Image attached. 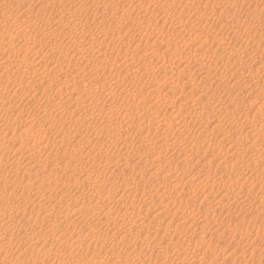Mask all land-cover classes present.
Returning <instances> with one entry per match:
<instances>
[{"label":"rangeland","instance_id":"obj_1","mask_svg":"<svg viewBox=\"0 0 264 264\" xmlns=\"http://www.w3.org/2000/svg\"><path fill=\"white\" fill-rule=\"evenodd\" d=\"M111 1L112 0H0V52H2L4 50V48L8 45H10L8 47H11V48L13 47L14 49L17 50L14 53L9 51V50L3 51L2 53H0V143H1L0 147H4V150H2V152L3 151L4 152L3 153L0 152V153H2V154H0L1 155L0 156V159H1V161H0V208L2 207L0 210V213L7 212V211H8L7 213H9L7 215L8 218L6 219V223H4L3 226H0V264H101V262L103 264H106V263L107 264H122V263H125V264L126 263H128V264H146V263L147 264H172V263L173 264H178V263L182 264V262L185 258L195 257V255H197V258H200V260L205 261L204 263H206V264H224L225 262H226L225 264H228V263L229 264H264V256H261V255H264V231H262L264 229L261 227H258V226L264 225V223H262L264 221V217H263L264 216V191H261V188L262 189L264 188V175H262L263 176L262 177V176H259L261 173L260 174L258 173V172H261V171H259V170H261V168H262V170L264 169V166H263L264 163H262L259 166V170H258V168L257 169L254 168L253 165L251 166L250 164H248V163H251V164L254 163V162H252V160H249L250 157L247 156L249 154V152L246 151V146L249 147L248 145H250V143H252L253 140H251V139H253V137L252 136H250V138L248 137L247 138L248 140L246 138H244V139L238 138L239 140L237 139L238 141L236 140V144H235L234 138L236 139L237 135L232 133L233 129H231V127H230V123H233L235 121V120H233L234 118L236 120L239 119L238 117L236 118V116L240 117L239 120L244 119L243 116L251 118L252 117L251 114L256 110V108H254V107H257V105H259L263 102L262 99L260 98V96H262V95H260L259 90L261 93L264 90V85H263L264 84V71H263L264 69L258 70V65L256 64V62L254 63L253 61H251L249 59L251 57V55H249L250 53H246L247 51H244L243 49L239 48L238 46H240L241 44L248 45L247 47L249 48V51L251 50L250 52H252V53L254 52L253 54L255 56H258V58L260 56L264 57V46H263L264 45V36L263 37L261 36L264 33V28H262V27H264V20H263V18H264V16H263L264 15V7H263L264 6V0H231V1L230 0L229 1H227V0H223V1L222 0H199L200 3H197L198 0H195L194 4H192L193 0H189V1L188 0H177V2H176V0H163V1L162 0H156L157 2L159 1L158 4H160V3L163 4L162 10L163 11L165 10L164 12H170L171 11V13L173 12L172 13L173 15L168 14L167 17H165L166 18L165 20L167 22L165 21V26L163 28H161L162 31L160 33L156 32L155 34L152 33V35H151L149 32H147L148 33L147 35H150V36H145L143 38H140V36H139L142 33L141 32L142 26H144L146 24H150V27L151 26L153 27V25L160 24L162 22V20H160V22L158 23L159 19H157V18H160L162 15V14L159 15L160 12H162L161 9H159L160 10V12H159L158 7L156 6V4L153 3V1H152V3H149L146 0H139L141 2H140V4H138L139 2H137V0H135V1L130 0L131 2L129 0H126V1L122 0L121 3L123 5V7L121 8V5H119L120 8L118 9V11L120 9L121 10L118 12V14H122V12H123L122 10H124V12H126V10H127V12H126L127 14L132 13V14H130L131 20H134L133 14H135V13H133V12L135 10L138 11V8H139V7L137 8L138 5L140 7L142 5L143 9H144V6H148L149 10L150 9L152 10V8L154 7L152 10L153 13L148 11L147 14L145 15L146 17L144 16V18H143L144 20H141L142 22L139 24L140 26H138V28H137L138 30L136 29L135 26H133V27L131 26V27H128L129 29L127 28L130 31L129 32L127 29L123 28L124 24L122 25V23H124L125 20L123 21V20H120L119 18H116V20H115L114 17H111V11H112L111 6L112 5H109V4H112ZM114 1L116 2V1H120V0H114ZM234 1H235V3H234ZM103 2H105V3L103 4ZM211 2H212V4H211ZM213 3H215V4H213ZM217 3H218V5H217ZM176 4H177L178 9L175 8ZM183 4H184V6H183ZM202 4H203V6H202ZM220 4H221V7H220ZM170 5L173 6V8L170 7ZM213 5H214V8H213ZM225 5H227V6H225ZM235 5L236 6L238 5L237 8ZM198 6H201V7H198ZM253 6H254V8L255 7H257V8L254 9ZM233 7H235V9ZM134 8H137V9H134ZM171 8H172V10H175L176 12L174 13V11L170 10ZM181 8H183V9H181ZM196 8L197 9L199 8V9L197 10ZM205 8H206V11H203V10H205ZM210 8L212 9V10H210L211 12L208 11ZM260 8H261V10H260ZM104 9H105V11H102ZM155 9H157V10H155ZM185 9H186V11H185ZM187 9H188V12H187ZM177 10L178 11L181 10V12H183L185 14L184 15L182 13L185 17L183 15L181 17V13L177 12ZM229 10H231V11L236 10L237 12L236 11L230 12L233 14V17H235V18L231 17L232 14H229L228 19H227V24L237 25L239 28H238V30H237V28H234V30L236 29L237 31L236 30L232 31L231 29L225 30L224 33L222 34L223 37H226L224 39L225 40L224 41L222 38H220L221 37L220 33L213 34L214 35L213 36L212 32H214V30H212V29L214 27H217V26H214L215 21L217 22V21H219V20H217L218 18H223L224 15L226 16V14H227L226 12H228ZM24 11H27V12H24ZM51 11H52V13H55V14H52ZM107 11H109V12H107ZM137 11H135V12H137ZM156 11L159 14H157ZM213 11H214V15H213ZM245 11L247 14L245 13ZM198 12H199V14H201L200 16L203 15L202 16L203 19H202V17H200L202 20H200V18H197V16L199 15ZM24 13H25V15H24ZM101 13H103V14L105 13V18L107 21L105 20V18L102 19ZM142 13H144V12H142ZM150 13L153 14L152 18L150 17L151 16ZM155 13L157 16L155 15ZM235 13H236V15H235ZM256 13L259 15H257ZM15 15H17V17H19L20 19L19 20L16 19L17 17ZM22 15H23V17H28V16L29 17L32 16V17L29 18L30 20H28L29 21L28 23H27V18H25L24 22L25 21L26 22L24 23L22 21L23 20V17H21ZM50 15H52V17ZM219 15H222V16H219ZM13 16L16 18L14 19ZM171 16H172V18H171ZM176 16H179L182 18L181 19L178 17L182 21V24L186 27V31H185V28H183L182 32H187L184 35L185 37L183 36V38H184V41L186 43V46L188 45L187 50H186L188 52H186V51L183 52L182 49L181 50L178 49V51L172 50V53H173V51L176 53V54L173 53V56L175 54L174 57L176 59H177V57L185 55L182 60H178L179 58L177 59L180 62H178L174 57H172L170 52L165 53V55L167 54V59L165 60L166 62L159 60L158 62L155 63V65H154L153 59L151 61L150 60H143L142 61L141 60L142 58L139 57L137 59V61L135 62V66H134V69H137V67L139 68L138 72L135 74L136 77H134L135 75H133L130 78L128 77L129 78L128 79L127 77H125L126 72L122 68H118V69L115 68L116 71H118V73L116 72V74H117L116 77L113 76L114 71H115L114 68L110 69L109 67L104 66V64L102 62H100V59L99 60L96 59L98 57L93 55L95 49L96 50L100 49L101 51H103V49L106 48L105 49L106 51H110L112 46H114V47L116 46V48H118L121 46L123 47V45H124V47H127V46H130V47H127V49H125L124 47L123 48L121 47L123 49V51L118 52L116 55H114L115 59L117 57L119 58V59L117 58V60H116L118 63L121 62V59L128 62V61H130L131 58H133L135 56H139L138 54H134V55L132 54L133 52H136V51H134V49L136 50L138 48L136 46H139V48L141 47L139 49L140 50L139 52H142V54L146 53L145 49L147 50L148 53L152 54L154 51V48H156V47H159V49L164 48L167 45L166 43L168 41L172 40L173 36H171V37H169V35L166 36V35H164L163 32L165 31L166 33H170V29L173 26L175 27L176 25H178L177 21H179V19H177ZM193 16H194V18H193ZM50 17L51 18L56 17L54 19L55 21L53 19H50ZM77 17H79V18H77ZM103 17H104V15H103ZM169 17H170V19H169ZM167 18H168V20H167ZM210 18H212V19H210ZM254 18H256V19H254ZM160 19H162V18H160ZM188 19L190 21H188ZM191 19L193 20L192 21L193 23L191 22ZM8 20H9V22H8ZM17 20H18V23H17ZM198 20L201 21L199 23L204 24V22H205L206 24L200 26V24L197 22ZM6 21L9 24L6 23ZM155 21L157 23H155ZM10 22H14V25H11L13 23H10ZM102 22H103V24H102ZM172 22L173 23L176 22V23L173 25ZM183 22L184 23L186 22L185 24H187V25H185ZM231 22L234 24H232ZM22 23L25 25H23ZM104 23H106V24L104 25ZM169 23H172V24L169 25ZM235 23H237V24H235ZM193 24L195 26H198V27H195ZM5 25H6V27H4ZM121 25H122V28L125 29L124 31H128L129 34L127 32L124 33L123 29H122V31H123L122 33L119 34L117 32V30L120 29ZM208 25L209 26L213 25L212 26L213 28L210 27L211 31L208 30V29H210L208 27ZM218 25H219V23H218ZM11 26L12 27L14 26L13 28L16 27V29L11 28ZM20 26L21 27L25 26L24 27L25 30H24V28H21ZM18 27H20V28H18ZM200 27H205L207 29L205 31V33L204 32L201 33L202 30L200 29ZM1 28L3 30L5 28H7V30L6 29L4 30L5 34H3L4 31H1L2 30ZM131 28H134L136 30L131 29ZM196 28H199L200 30L197 29L198 31H196ZM8 29L9 30L12 29V31L14 30L13 32L15 33V35H14V33H13V35L12 34L9 35L7 32ZM22 29L24 32L22 31ZM189 29H193V30H189ZM15 30L20 31L21 33L20 32L17 33V31H15ZM194 31L197 33L200 31L199 34H202V36L204 38L202 36H200V39L195 41L194 38H195L196 33L194 34ZM258 31H261V32H258ZM1 32H2L3 36L1 34ZM191 32H193V33H191ZM226 32H229V33H226ZM233 32H234V35H233ZM106 33L107 34L109 33L110 36L107 35L108 38H105L106 41L104 40L105 43L101 49V39H102V36L104 37L103 34H106ZM16 34H17V37H14V36H16ZM121 34H122V36H120ZM210 34H211V36H210ZM18 35H20V36H18ZM31 35H33V36H31ZM36 35L37 36L39 35V36L37 37ZM219 35H220V37H219ZM30 36H31V39H33L34 36H36L38 39H41V40L39 42H37L35 45H33L31 43L32 40L27 38ZM217 36H218V38H217ZM227 36H228V38H227ZM254 36H259V37H257L258 39L255 38L254 40L257 39V41H259V40H263V41H259V43L257 41H253L252 39ZM7 37H9V38H7ZM20 37L21 38L26 37L27 39L26 38L25 39L29 40V41H27L29 43L27 48L30 50V52H28V49L25 47V45H23L24 42H22V41L24 39L21 41ZM166 37L169 39H167ZM187 37H188V39H187ZM192 37H194V38L191 40ZM16 38H17V40H16ZM18 38L21 42L18 40ZM212 38H213V40H212ZM9 39H10V41H8ZM50 39H51V42H50ZM85 39H87V40H85ZM217 39H219V41ZM14 40H16V42L19 41L20 43H18V44L14 43ZM187 40H188V42H187ZM43 41H45V42L41 43ZM77 41L78 42L81 41V43L82 42L83 43L78 44ZM163 41L164 42L167 41V42L164 43ZM214 41H216V43H214ZM261 42H263V43L261 44ZM2 43H4V45ZM15 44H17L19 47H17V45H15ZM37 44H39V45L42 44V46L41 45L39 46ZM45 44L46 45L48 44V47L46 46V49L48 51V52L46 51V53H48V54L45 53L46 49H42V48H45L44 47ZM219 44H221L222 47L220 46V48H219L218 47ZM231 44L236 45V48H239V49H237L233 52L227 50L230 54L228 52L225 53L226 48H228ZM21 45L24 46V48L26 49V52L24 51L25 49L22 48L23 46L21 47ZM30 45H33L34 51H35V47H36L37 51H35V52H37V53H35V52L32 53V51H31L32 48H29ZM196 45H200L201 47L204 46V48L207 46V48H205V49L212 47V49H217L219 52L221 51L220 52L221 58H218L216 60V56L219 57L218 51H217V54L214 55V57H212L213 55H211V56L210 55H205V56L201 55L205 59H202L201 56L199 57L195 53V55H196L195 58L198 59V57H199V59L197 61L198 62L200 61L199 64L201 67H204V68L206 67L205 69H207L208 72L207 71L206 72L208 73L209 77H207L206 80H202L203 82L202 81L200 82V80L199 81L196 80L194 82V80H193L194 85L192 84V86H191V85H188L187 82H184V80H185L184 75H186L189 78V76H190L189 75L190 71H188L189 67L191 69H193L194 66L191 63L188 66V69L186 68V70H187L186 71V70H183L185 67L184 68L182 67V63H183V65L184 64L187 65V63L189 61L188 59L191 57L190 54H188V53H190V50H194ZM208 45H210V46H208ZM250 45L252 47H250ZM3 46H5V47H3ZM49 46L51 47V49H49L50 48ZM37 47H38V49L41 48L39 50L40 52L38 51ZM49 50H51V51H49ZM210 50H211V48L207 52H209ZM238 50H240L242 52L244 51V53L240 54V52H238ZM126 51L128 54L126 53ZM181 54H183V55H181ZM41 55L43 56V58L41 57ZM127 57L130 59L128 60ZM211 58H213V59H211ZM190 59H193V57H191ZM207 59H208V61H207ZM220 59L221 60L223 59V61H225V62L231 63L230 64L231 67L228 68V77L231 79H229L227 77L225 79L226 82L225 81L223 82L224 84L219 82L220 80L215 81V79H213L214 78L213 77V71H215L217 69L222 70V69H220L221 65H222L221 61H219ZM172 60H173L174 64H176V65L178 64L177 66L175 65L177 68H174L175 70L173 69V72L174 71H175V73L180 72L182 74L183 78L181 77V74H180L181 81L180 82L177 81L178 83L175 82V84L177 83V85L175 86V84H173L174 86L171 89L170 85L164 86L165 83L162 85V81L164 80L163 72H165V70L169 68L166 65H167V63L168 64L172 63ZM22 61H24L26 63V67L23 66ZM202 62H203V65H202ZM211 62L212 63L215 62V63L212 64ZM112 64L116 65V63H113V62H112ZM160 64L161 65L163 64L164 67H162L163 65L161 66ZM214 64H216V65H214ZM241 64L244 65L243 66L244 72L242 73L243 74L242 76L245 75L243 78L248 79L247 82L245 81L246 83H244V81L241 79V77H236L237 75L235 74L236 67L238 68L239 66H242ZM82 66L85 67V69ZM143 67L146 69L148 67L149 70H147V72H148V74L151 73L152 76H150L151 75L150 74V75H148V77L150 76L149 78H146V76H144L143 78H139V80H138L137 74L139 73V71L140 70L146 71V70H144ZM165 67H167V68H165ZM162 68H163V70L160 71ZM33 69H36V72H33ZM212 69H214V70L212 71ZM101 70H103L102 72L104 74L101 73ZM104 70H105V72H104ZM247 70H249V71H247ZM183 71L185 74L183 73ZM247 74H249V77ZM108 75H110V76H108ZM231 76H234L233 77L234 79ZM152 77H154V78H152ZM175 77H177V74L175 75ZM115 78L119 79V80L117 82L113 81V80H116ZM131 78H132V80H131ZM236 78L237 79L239 78V82L241 85H239L236 88L233 85L231 86V90H230L231 95L233 96L235 94L234 95L235 97H232L229 94L226 95L225 94L226 90H224L225 84L231 85L235 80H237ZM127 79L129 81H127ZM182 79H184V80H182ZM41 80H43V82ZM62 81L71 82L70 87L76 86L77 89H75L76 90V91H74L75 93L74 92L72 93L73 95L71 94V96H70V94L69 95L66 94V90L70 87L63 86V84L61 83ZM136 81H137V83H136ZM185 81H187V80H185ZM260 81H262V82H260ZM111 82H113V83H111ZM196 82L198 84H195ZM221 84H223V85H221ZM244 84H246L245 85L246 87L245 86L243 87ZM111 85H113V86L115 85V88L117 90H115V88H113L114 91L110 90V89H112L110 87H113ZM208 85H209V88H208ZM141 86L144 87L143 88L144 90L141 89L142 88ZM155 86H159V88L161 87L162 89L160 88L161 91H159L158 94L156 93V96H155V94L152 93V95H153L152 96L151 90ZM95 87H97V88H95ZM100 87H102V88H100ZM192 87H194V88H192ZM203 87H204V89H203ZM240 87H242V88H240ZM125 88L127 90L133 89L136 91L132 90V92H130V91L126 92ZM139 88H140V90H139ZM213 88H214V91H213ZM222 88H224V89H222ZM146 89H149V90L146 91ZM121 90L126 92V93L124 92L123 94H121V95H123L122 96L123 98L120 97L121 95H118V94H115L116 100H114L115 98L112 99L110 96H108V95H111L112 92L119 93ZM164 90H165V92H164ZM193 90H195V91H193ZM96 91H98V92H96ZM169 91H170V93H169ZM127 93H129V94H127ZM132 93H135V94H132ZM140 93H142L143 98H142V96H140L141 95ZM241 93H243V94H241ZM144 94H146L145 97H144ZM207 94H209V95H207ZM238 94H240V95H238ZM245 94H246V96H245ZM128 95H130L131 97ZM195 95H196V99H195ZM213 95H214V98L211 99V97ZM220 95H222L224 97H222ZM125 96H126V98H125ZM157 96L162 98L163 100L162 99L160 100V98H158ZM228 96L233 98V100H232L233 103H231V107H230L231 110H229L227 113L226 109H223V105H222L221 100H222V98L224 99L225 97H228ZM147 97H150V98H147ZM154 97L155 98L157 97V98L155 99ZM183 97H186V98H183ZM193 97H194L193 102H195L198 106H202V103L203 104L206 103L205 104L206 105V111L205 112H207V110L209 112L194 114L193 115L194 117L192 116L191 120H190V116L188 115L189 112H184L186 114L183 113V115L188 116L187 120H189V125L191 127V129H190L191 132H190V131H186L187 130V128L185 127V120L186 119L183 121L184 123L183 122H181L182 124L180 123L181 125L179 123H176L175 120H173V118H172L174 115V110L169 109V110H166L164 113L162 106L163 105L165 106L166 104L167 105L171 104V105H174V108H176L177 106H175V105H178L179 102L182 103L183 100H187V99L191 100V99H193ZM108 98L109 99L111 98L114 101H110ZM121 99H125L126 101L125 100L122 101ZM82 100H84V101H82ZM166 100H167V102H166ZM235 100H236V103H235ZM155 101H156V103H155ZM215 102H217L218 104ZM252 102H253V104H252V106H251L252 108H251L250 104ZM113 103H115V104L117 103V104L114 105ZM134 103L143 106V109H145V110H142L143 111L142 112L139 109L138 110L139 112H137L136 110L138 108H136L137 105H135ZM245 103H247V104H245ZM208 104H210L211 106ZM263 104H264V102L262 103V105ZM130 105H133V106L131 107ZM155 105L157 107H159L157 109H161V111H160V112H162L161 114L165 115L164 122L167 121L166 122L167 125L165 123V126L169 127V125H170L169 132H168V134L171 133L168 135L170 137L166 136L167 133L163 134V132H162L163 127L160 126V123H158V122H160L159 121L160 117L157 116L156 115L157 113L155 114L153 112L154 110L152 109V107ZM247 105L249 106L250 110H248L249 109L248 107H247L248 109L245 108ZM111 106H113V107H111ZM236 106H237V108L239 106V108H238L239 112L236 113L237 115L234 114L236 112V110L235 111L233 110L234 107L236 108ZM15 107L18 109H15L13 112H11ZM3 108H5V109H3ZM125 108L128 111H132V112H134V110H135L136 112H134V113H142L141 116L145 119V121L148 120L149 124L150 125L152 124V125L148 126L149 129H146L145 126L143 128L142 126L140 127L137 125L138 126L137 127V126L132 125V127L130 128L131 131L121 130V133L127 134L130 132L131 135L129 133L128 135L122 137V135H119L116 133L117 136L114 134L113 135L114 137H110V135L107 134V132L103 130L104 124L101 121H98L99 119H101L100 114L101 113L105 114L107 111L110 112L111 109L113 111L115 110L116 113L118 112L120 114V113H123L124 110H126ZM148 109H150V110H148ZM4 110H5V112H4ZM17 110H18V112H16ZM90 112H91V114H90ZM6 113H8V114H6ZM11 113H13L14 115ZM16 113H18V114H16ZM85 113L86 114L88 113V115H86ZM208 113H211V115L209 114V116H208ZM224 113L225 114L227 113V117ZM89 114H90V116H89ZM92 115H93V117H92ZM196 115H198V116L200 115L199 118ZM204 116L206 118H208V117L209 118L205 119ZM94 117H95V119H94ZM89 118H91V119H89ZM154 118H156V119H154ZM170 118L173 120L172 121L173 124L169 123L171 121ZM92 120H94V121H92ZM124 121L125 120H121V118L117 121L111 120L110 125L114 124L113 126L115 127V126H118V124H119V125H123V127H125L128 123H124ZM156 121H158V122H156ZM155 122L158 124L156 125ZM124 124H126V125H124ZM178 124L180 125V127ZM112 125L110 126V128L113 127ZM171 125H172V128H171ZM202 126H204V127H202ZM176 127H179V129H177ZM182 127H183V129H182ZM150 128H152L151 129L152 131H154V130L155 131L151 132ZM156 128L158 130H160V132L158 130H156ZM193 128H195V130L197 128V131L201 130V132H204V131L205 132L203 134L201 132H199L197 134V131H195ZM180 129H182V130H180ZM211 129H213V130H211ZM133 130H135V131H133ZM192 131H194V132H192ZM13 132L16 133L15 136L13 135L15 139H13V137L11 138L12 134H14ZM150 132H151V135H149ZM220 132H229V133L231 132L234 138L225 139V134L222 135V133H220ZM193 133H195V134H193ZM19 134H22V135H19ZM152 134L155 136H153ZM192 134H193V136H190ZM17 135H19V137L16 138ZM185 135H187V137H191V138L193 137L192 139L195 140V142H196V140H197V142L201 141L199 144H201V145L203 144L204 146L199 145V148L201 147L200 148L201 150L198 149V150H200L199 153H194L193 151H191L192 149H190V147L187 145L183 149H182V147H180V149H182V150H180L179 152L176 151L178 156L175 155L176 153H175V151H173L175 149H173L172 151L168 150V152L170 151V153L165 152V150H163L161 153L160 152L158 153V150L156 147H159L160 143H165V142L168 143V145L165 143V145L167 147L171 146V143L177 142L176 144H181L180 141H182L184 139L183 137ZM194 135H196L195 136L196 138L194 137ZM261 135L264 136L263 133ZM181 136H182V138H181ZM116 137H118V138H116ZM259 137H261V138H257V140L255 142V148H256L255 153L253 151H251L252 154L254 153L253 157H255V158L256 157L258 158L259 156L262 157L261 155L264 154V151L262 150L264 148V137H262V136H259ZM11 139H13L14 141ZM21 139H23V140H21ZM207 139L208 140L210 139V140L208 141ZM18 140H20V141L16 142ZM203 141H205V142H203ZM206 141H208V142H206ZM12 142H15V143H12ZM238 142H240V143H238ZM109 143H111V145ZM146 143H148L149 147H147V146L145 147V145H147ZM153 143H154V145H153ZM156 143H158V144L156 145ZM208 143H209V147H208ZM212 144H214L215 146L213 145V147H212ZM256 145H257V147H256ZM205 146L208 148H206ZM188 147H189L190 151L196 156L192 157L191 152L188 151L189 150ZM219 147L222 149H220ZM27 148H28V150H26ZM149 148L152 151L154 150L151 153L152 155H147V154H149L148 153ZM211 148H214V150H215L214 154H211V153L208 154L205 152L206 150H213ZM239 149H241V150H239ZM193 150H195V149H193ZM218 150L220 151V153ZM32 151H33V154L31 153ZM261 151H263V154L261 153ZM103 152L105 153V155L108 156L107 159L111 158L110 159L111 161H113V160L114 161L115 160L120 161V162H118L119 164L122 163V161H123V164H124V165L122 164V168H124V171H123L124 174L123 175H121L122 173H120L118 170L112 169V171H111L110 169L104 167V163L101 162V157L102 156L105 157ZM222 152H224V154H226L225 157H222V156H224V154H222ZM258 152H260L261 154ZM101 153H103V154H101ZM28 154L30 156H28ZM215 154H218L219 157H216ZM238 154H239L238 157L240 158V156H241L242 159L241 158L239 159L237 157ZM12 155L14 157H19V159L14 158ZM2 156H3V159H2ZM5 156H6V158H5ZM7 156H11L13 158L11 159L10 157L8 158ZM181 156L182 157H191L193 159V161L196 160L195 164L193 165L192 170L191 169H188V170L183 169V171H182V169H180L177 162H178L179 158L181 159ZM216 158H219V159H216ZM224 158H226V159L224 160ZM14 159H15V161L11 162ZM222 160H224V161L221 164V162H219V161H222ZM254 160H256V159H254ZM126 161H127V163H126ZM134 161H136V163ZM233 161H234V163H236V171L233 168L232 172H231L230 169L228 170L226 168L231 166L233 163L231 164L230 162H233ZM137 163H138V165H137ZM255 163L258 164V162H255ZM34 164L36 166L37 165L38 166L36 167ZM141 165L143 167H141ZM157 165H160L161 167L158 166V168H157ZM225 165H226V167H225ZM239 165H240V167H239ZM101 166H102V168H101ZM127 166H128V168H127ZM242 166L243 167L245 166V167L243 168ZM246 167H247V169H246ZM156 168H157V171L154 172V170H156ZM168 168H170V169H168ZM199 168H202V169H199ZM129 169H131V170L128 171ZM176 169H178V170H176ZM240 169L243 171H241ZM125 170H127V171H125ZM184 170H185V172H184ZM202 170L204 172H202ZM255 170H257L258 172L255 173L254 172ZM107 171H108V173H107ZM114 171H116V172L111 173ZM171 171H173V172H171ZM251 171H253L254 173H252ZM243 172H245V173L243 174ZM41 173H43L44 176ZM102 173L104 174V176ZM116 173H117V175H116ZM137 173H139V174H137ZM250 173L253 175L254 179L249 177ZM48 174H50V175H48ZM199 174H202V176L204 177L203 180L201 178V175H199ZM205 174H207V175H205ZM254 174H256V175H254ZM110 175H112V178L110 177ZM108 176L110 179L107 178ZM117 176H120V177H117ZM256 176L258 178H256ZM114 177L116 178V180ZM187 177H189V178H187ZM44 178H45V180H43ZM47 178H48V180H47ZM52 178H54V179H52ZM194 178H196L197 180ZM211 178H212V180H211ZM106 179L108 182L106 181ZM180 179H182V180H180ZM101 180H103V183H102L103 185L101 184ZM162 180H164V181H162ZM178 180L180 182H182L180 185H177V183H176V182H178ZM132 181H133V183H132ZM187 181L189 182V184L186 183ZM35 182H37V183L35 184ZM44 182H45V184H44ZM53 182H55L57 184L54 183L55 184L54 185ZM61 182L62 183L64 182L66 184V186L64 183L62 184ZM106 182H107V184H106ZM200 182L203 184V187H202ZM205 182H207V183H205ZM31 183L33 184V186L35 185V187H39V186L44 185V186H42V188H44L41 191L42 194L40 193L41 197L37 195V197H40V198H36V202H38L40 199H42L41 202H43V206L45 207V211L43 213L41 211L39 212L37 207L35 209L34 206L28 205L30 203H28L27 199H25V195H33L34 198L36 197V195L33 194L35 190L32 191L33 193L31 192L32 194L31 193L27 194L29 192H28V190L26 191V189L28 188L29 184H31ZM40 183H42V184H40ZM37 184H38V186H37ZM46 184H48V187ZM262 184H263V186H262ZM119 185H121V186H119ZM62 186H64L65 189ZM127 186H129V187L127 188ZM130 186H131V188H130ZM46 187H47V189H45ZM56 187L59 188L58 190H60V191H58ZM166 187H167V189H165ZM226 187H228L229 190ZM68 188H71V189H68ZM142 188H144V189H142ZM199 188H200V190H199ZM31 189H34V187H31ZM51 189H53V190H51ZM182 189H184L186 191H184ZM156 190H157V192H156ZM189 190L190 191L192 190V191L190 192ZM64 191H66V192H64ZM111 191H113V192H111ZM60 192H62V194ZM74 192H76V194ZM106 193L108 195L112 194L113 199L116 202L119 201L118 203L121 204L120 206L122 209L120 207L119 208L121 210L119 208H117L114 203H109L110 205L109 204L108 205L110 207L108 205L106 207H103L101 205V200H100L101 195H102V197L104 195L106 196L107 195ZM167 193H169V194H167ZM205 193H208V196ZM204 194H205V196H203ZM230 194H232V195L230 196ZM233 194H235V195H233ZM42 195H43L44 199L42 198ZM49 195H51V196H49ZM134 195H135V197H134ZM227 195H229V197H226ZM236 195H238V196L236 197ZM2 197H4L3 201L1 199ZM45 197H47V198L45 199ZM5 198H7V199L13 198L15 200V201L14 200L13 201L15 202L16 206L13 205L14 202H13V204H11V202ZM17 198H19V199H17ZM149 198H150V200H149ZM228 198H230V199H228ZM240 198L242 200H240ZM117 199H119V200H117ZM152 199H154V200H152ZM209 199L210 200L212 199L211 200L212 202ZM223 199L225 201V202H223L224 204L222 203ZM24 200H25V203L27 201L28 204L23 203ZM49 200H50V203H49ZM238 200H239V202H238ZM7 201H8V203H7ZM245 201H247V202H245ZM18 202H20V203L17 204ZM193 202H194V204H193ZM231 202H233V203H231ZM22 203L25 205V207ZM88 203L90 206L88 205ZM7 204H8V206H7ZM130 204H132V206ZM250 204H252V205H250ZM219 205H221V206H219ZM17 206H19V208ZM166 206L168 208H172V209L168 210V208H166ZM169 206H171V207H169ZM243 206H245V207H243ZM248 206L250 208L247 209ZM47 207L48 208L50 207L51 209L50 208L47 209ZM23 208H25L24 213L22 211ZM84 208H85V210H84ZM95 208H98V209H95ZM163 208H165V209H163ZM110 209L112 211H109ZM160 209H162V210H160ZM2 210H4V211L1 212ZM28 210H29V212H28ZM158 210H160V211H158ZM164 210H165V212L166 211H168V212L167 213L162 212ZM157 211L165 214V216L161 214L163 217L161 216L159 218H154V215L156 214ZM187 211H189V212H187ZM190 211L192 213H190ZM204 211H207V212L204 213ZM32 212L33 213L35 212L34 213L35 215ZM45 212L47 214H45ZM78 212L80 214H77ZM197 212H199V213H197ZM244 212L247 213V216ZM36 213L40 214V215H38V216H40V218H38V220H37L38 216H36ZM69 213H71V214H69ZM138 213H139V217H137ZM193 213H195V214H193ZM196 213H197V215H196ZM16 214H18V215H16ZM43 214L45 216L47 215L48 218H47V216H46V219L43 218V217H45ZM54 214H55V216H54ZM168 214H169L168 217H172V218H168L167 217ZM190 214H193V215L190 217L189 216ZM119 215H121V216H119ZM194 215H195V217H194ZM58 216H60V217H58ZM64 216L68 217L69 221L67 218L64 219ZM34 217H36V218H34ZM49 217H51V218H49ZM145 217H146L145 222L140 223L138 218H145ZM133 218L135 219V221ZM175 218H176V220H175ZM211 219H213V220H211ZM262 219H263V221H262ZM29 220L32 223L34 222V224L30 223ZM61 220H63V221H61ZM70 220H72V222H70ZM7 221L10 222V223H8L9 225H6ZM235 221H236V223H235ZM249 221H251V222H249ZM37 222H39V223H37ZM58 222H60V223H58ZM196 222H198V223L196 224ZM12 223H13V225L16 223V226L17 225L18 226L16 227L14 225L15 226L14 227L12 225ZM64 223H66V224H64ZM69 223H71V224H69ZM214 223H218L217 226H219L220 223H222L221 224L222 226H220L219 228H215V227H213ZM22 224H25V226H22ZM56 224H58L57 228L54 227V226H56ZM257 224H258V226H257ZM5 225H6V227H5ZM51 225H53V226L51 227ZM72 225H74V226H72ZM230 226H231V228L229 229ZM22 227H24V228L22 229ZM68 227H70V228H68ZM256 227H258V229ZM26 228H27V230H26ZM175 228H176V230H175ZM178 228H181V229H178ZM201 228L202 229L204 228V229L201 230ZM8 229H10V230H8ZM240 229H241V231H240ZM34 230L37 233L34 232ZM48 230H50L52 232H50ZM68 230H71V231H68ZM166 230H167V232H165ZM230 230H231V232H230ZM197 231H200L201 233L197 232ZM247 231H249V232H247ZM44 232H46L47 234ZM210 232H214V233L211 234ZM208 233H209V235H208ZM215 234L217 236H214ZM220 234H223V235L221 236ZM236 234H241V236L237 237V236H235ZM257 234H258V236H257ZM47 235H48V237H47ZM200 235H202V237L198 238V236H200ZM228 235H229V237H228ZM59 236H62V237L59 238ZM173 236H174V238H173ZM220 237H221V239L219 240ZM246 238H248V239H246ZM259 238H260V240H259ZM186 239H188V240L186 241ZM240 239L243 240L242 242H240V248L244 247L247 250V252H245L246 250L243 248H241V249L237 248L236 241L240 240ZM182 241L185 243H182ZM219 246L221 247V249ZM163 247H165L166 249ZM179 247H181V248L179 249ZM182 247H184V248H182ZM197 252H199V254ZM227 252H229V253L227 254ZM135 255H136V257H135ZM174 255H175V257H174ZM169 256H170V258H169ZM179 257H180V259H179ZM204 257H206V258H204ZM158 258H160V259H158ZM211 258L213 260H211ZM181 259H183V260L180 261ZM241 259H243L244 261ZM220 260H222V261H220ZM98 261L99 262L101 261V262L99 263ZM103 261H105L106 263ZM223 261H224V263H223Z\"/></svg>","mask_w":264,"mask_h":264},{"label":"bare ground","instance_id":"obj_2","mask_svg":"<svg viewBox=\"0 0 264 264\" xmlns=\"http://www.w3.org/2000/svg\"><path fill=\"white\" fill-rule=\"evenodd\" d=\"M121 1H122V0H120V1H116V2H115L114 0H112V1H111L112 4H109V5H112V6H111V7H112L111 17H114L115 20H116V18H119L120 20H123V21L125 20V22L122 23V25L124 24L123 28H125V29H127L128 27H131V26H132V27L135 26L136 29H137L138 26H140L139 24L142 22L141 20H144L143 18H144V16L147 14V12L150 11L151 13H153V12H152V10H153V8H154L153 6H152V7H153L152 10H151V9L149 10L148 6H144V9H143L142 5H141V7L138 5V6H137V8L139 7V8H138V11L135 10V11H137V12H135V11L133 12V13H135V14H133V18H134V20H131V19H130V17H131L130 14H132V13L127 14V13H126L127 10H126V12H124V10H122L124 13L122 12V14H118V12L121 10V9H120V10L118 11V9L120 8L119 5H121V8L123 7ZM125 1H126V0H125ZM129 1H130V0H129ZM133 1H135V0H133ZM146 1L149 2V3H152V1H153V3L156 4V6L158 7V10L161 9L162 12H160V10H159L160 14L157 13V11H156V13L159 14V15L162 14L161 17H160V18H162V19L157 18V19H159V20H158V23L160 22V20H162V22H161L160 24H155V25H153V27H152V26L150 27V24H146V25L142 26V28H141V30H142L141 32H142V33H141V35H139L140 38H143V37H145V36H150V35H147V34H148L147 32H149L151 35H152V33L155 34L156 32H159V33H160V32L162 31L161 28H163V27L165 26V21H166V20H165V19H166L165 17H167L168 14L173 15V14H172L173 12L171 13V11H170V12H164L165 10H164V11L162 10V9H163V7H162L163 4H161V3L158 4L159 1H158V2H157L156 0H146ZM162 1H163V0H162ZM162 1H161V2H162ZM188 1H189V0H188ZM222 1H223V0H222ZM222 1H221V2H222ZM227 1H229V0H227ZM230 1H231V0H230ZM108 2H109V1H108ZM123 2H124V1H123ZM130 2H131V1H130ZM130 2H129V3H130ZM137 2H139L138 4H140L141 1L137 0ZM176 2H177V0H176ZM192 2H193V3H192ZM192 2H191V3L194 4L195 0H193ZM218 2H219V1H218ZM221 2H220V3H221ZM237 2H238V1H237ZM247 2H248V1H247ZM247 2H246V3H247ZM250 2H251V1H250ZM104 3H105V2H103V4H104ZM126 3H127V2H126ZM166 3H167V2H166ZM166 3H165V4H166ZM170 3H171V2H170ZM197 3H200L199 0H198ZM234 3H235V1H234ZM195 4H196V3H195ZM207 4H208V3H207ZM211 4H212V2H211ZM211 4H210V5H211ZM213 4H215V3H213ZM105 5H106V4H105ZM125 5H126V4H125ZM130 5H131V4H130ZM171 5H172V4H171ZM171 5H170V7L173 8V6H171ZM188 5H189V4H188ZM188 5H187V6H188ZM190 5H191V4H190ZM196 5H197V4H196ZM198 5H199V4H198ZM217 5H218V3H217ZM128 6H129V5H128ZM174 6H175V5H174ZM183 6H184V4H183ZM183 6H182V7H183ZM194 6H195V5H194ZM202 6H203V4H202ZM207 6H208V5H207ZM225 6H227V5H225ZM233 6H234V5H233ZM235 6H236V5H235ZM237 6H238V5H237ZM237 6H236V8H237ZM239 6H240V5H239ZM247 6H248V5H247ZM251 6H252V5H251ZM254 6H255V5H254ZM254 6H253V8H254ZM106 7H107V6H106ZM149 7H150V6H149ZM164 7H165V6H164ZM167 7H168V6H167ZM178 7H179V6H178ZM198 7H201V6H198ZM211 7H212V6H211ZM215 7H216V6H215ZM220 7H221V4H220ZM263 7H264V6H263ZM137 8H134V9H137ZM165 8H166V7H165ZM168 8H169V7H168ZM172 8H171L170 10H172ZM175 8H177V4H176V7H175ZM175 8H174V9H175ZM179 8H180V7H179ZM185 8H186V7H185ZM202 8H203V7H202ZM206 8H207V7H206ZM206 8H205V10H203L204 8H203L202 10H203V11H206ZM213 8H214V5H213ZM233 8L235 9V7H233ZM246 8H247V7H246ZM249 8H250V7H249ZM255 8H257V7H255ZM255 8H254V9H255ZM125 9H126V8H125ZM134 9H133V10H134ZM177 9H178V8H177ZM181 9H183V8H181ZM188 9H189V8H188ZM188 9H187V12H188ZM196 9H197V8H196ZM198 9H199V8H198ZM198 9H197V10H198ZM229 9H230V8H229ZM242 9H243V8H242ZM106 10H107V9H106ZM155 10H157V9H155ZM155 10H154V11H155ZM190 10H191V9H190ZM193 10H194V9H193ZM193 10H192V11H193ZM207 10H208V9H207ZM210 10H212V9L210 8L208 11H210ZM220 10H221V9H220ZM246 10H247V9H246ZM248 10H249V9H248ZM260 10H261V8H260ZM102 11H105V9L102 10ZM166 11H167V10H166ZM168 11H169V10H168ZM172 11H174V13L176 12L175 10H172ZM185 11H186V9H185ZM208 11H207V12H208ZM222 11H223V10H222ZM233 11H236V10H233ZM233 11H231V10H229L228 12L225 11V12L227 13L226 16L224 15L223 18H218V19H217V20H219V21H217V22L215 21L214 26H217V27H214V28H213V27H212L213 25H212V26H209V25H208L209 28L212 27V28H213L212 30H214V32H212V35H213V34H218V33H220L221 37H220V35H219V37L222 38V39L224 40L226 37H223L222 34L224 33L225 30H227V29H231L232 31H235L236 29L234 30V28H237V30H238L239 27H238L237 25H231V24L229 25V24H227L228 15H229V14H232V13H230V12H233ZM243 11H244V10H243ZM254 11H255V10H254ZM24 12H27V11H24ZM107 12H109V11H107ZM130 12H131V11H130ZM142 12H144V13H142ZM177 12H180V13H181V17H182V15L184 14L183 12H181V10H179V11L177 10ZM194 12H195V11H194ZM201 12H202V11H201ZM210 12H211V11H210ZM236 12H237V11H236ZM51 13H52V11H51ZM141 13H142V14H141ZM151 13H150V14H151ZM156 13H155V15H156ZM182 13H183V14H182ZM195 13H196V12H195ZM245 13H246V11H245ZM20 14H21V13H20ZM20 14H19V15H20ZM22 14H23V13H22ZM27 14H28V13H27ZM27 14H26V15H27ZM52 14H55V13H52ZM101 14H102V15H101V16H102V19H104V18H105V13H104V14L101 13ZM107 14H108V13H107ZM150 14H149V15H150ZM192 14H193V13H192ZM198 14H199V12H198ZM205 14H206V13H205ZM208 14H209V13H208ZM218 14H219V13H218ZM221 14H222V13H221ZM223 14H224V13H223ZM246 14H247V13H246ZM256 14H257V13H256ZM24 15H25V13H24ZM28 15H29V14H28ZM103 15H104V17H103ZM149 15H148V16H149ZM155 15H154V16H155ZM184 15H185V14H184ZM184 15H183V16H184ZM190 15H191V14H190ZM200 15H201V14H199V15L197 16V18H200V17L203 16V15H202V16H200ZM211 15H212V14H211ZM213 15H214V11H213ZM235 15H236V13H235ZM235 15H234V16H235ZM257 15H259V14H257ZM15 16L17 17V15H15ZM50 16L52 17V15H50ZM53 16H54V15H53ZM77 16H78V15H77ZM156 16H157V15H156ZM156 16H155V17H156ZM206 16H207V15H206ZM219 16H222V15H219ZM245 16H246V15H245ZM245 16H244V17H245ZM263 16H264V15H263ZM16 17L13 16L14 19H15ZM21 17H23V15H22ZM30 17H32V16H30ZM30 17H29V16H28V17H23V20H22V19H21V20L24 22V19L27 18V23H28V22H29L28 20H30V19H29ZM51 17H50V19H53V20L56 18V17H55V18H51ZM111 17H110V18H111ZM145 17H146V16H145ZM150 17L152 18V17H153V14H151ZM178 17H179V16H176L177 19L181 18V17H179V18H178ZM184 17H185V16H184ZM190 17H191V16H190ZM231 17H233V14H232ZM231 17H230V18H231ZM251 17H252V16H251ZM77 18H79V17H77ZM110 18H109V19H110ZM148 18H149V17H148ZM171 18H172V16H171ZM176 18H175V19H176ZM187 18H188V17H187ZM193 18H194V16H193ZM193 18H192V19H193ZM214 18H215V17H214ZM233 18H235V17H233ZM10 19H11V18H10ZM16 19L19 20L20 18L17 17ZM111 19H112V18H111ZM169 19H170V17H169ZM181 19H182V18H181ZM189 19H190V18H189ZM189 19H188V21H190ZM192 19H191V22L193 21ZM202 19H203V17H202ZM202 19L200 18V20H202ZM210 19H212V18H210ZM231 19H232V18H231ZM237 19H238V18H237ZM244 19H245V18H244ZM254 19H256V18H254ZM18 20H17V23H18ZM105 20H106V18H105ZM117 20H118V19H117ZM167 20H168V18H167ZM171 20H172V19H171ZM173 20H174V19H173ZM196 20H197V19H196ZM229 20H230V19H229ZM263 20H264V18H263ZM51 21H52V20H51ZM54 21H55V20H54ZM103 21H104V20H103ZM106 21H107V20H106ZM110 21H111V20H110ZM118 21H119V20H118ZM145 21H146V20H145ZM145 21H144V22H145ZM169 21H170V20H169ZM169 21H168V22H169ZM175 21H176V20H175ZM188 21H187V22H188ZM210 21H211V20H210ZM230 21H231V20H230ZM246 21H247V20H246ZM258 21H259V20H258ZM8 22H9V20H8ZM8 22L6 21V23H8ZM19 22H20V21H19ZM25 22H26V21H25ZM25 22H24V23H25ZM147 22H148V21H147ZM166 22H167V21H166ZM177 22H178V25H176L175 27H174L173 25H174L176 22H175V23L172 22V23H173V25H172L173 27L170 29V33H166L165 31L163 32L164 35H166V36H168V35H169V37L173 36L172 40H170V41H168V42L166 41L167 43L164 42V41H165V40H164L163 42L166 43L167 45H166L164 48H160V49H159V47L154 48V51H153L152 54H151V53H148L146 49H145L146 53L142 54V52H139V51H140L139 49H140L141 47L139 48V46H136V47H138V48H137L136 50L134 49V51H136V52H133L132 54H133V55H134V54H138L139 56H135V57L132 56L133 58H131V59L127 57L128 60L130 59V61L127 62V61L121 59V62L118 63V62L116 61L117 58H118V57H117L118 55L116 56V57H117L116 59L114 58V55H116L118 52L123 51V49H122V48L124 47V45H123V47L121 46L122 48H121V47L116 48V46H115V47L112 46V48L110 49V51H106V50H105L106 48L103 49V51H101L100 49H98V50L95 49L93 55L96 56V57H98V58H96V57H95V58L98 59V60L100 59V62H102V63L104 64V66L109 67L110 69L114 68L115 71L113 70V71H114V75H113V76L116 77V76H117L116 72L118 73V71H116L115 68H117V69H118V68H122V69H124L125 72H126L125 77H127V78L129 77V78H130L131 76L135 75V74L138 72V69H139V68L137 67V69H134V66H135V62L137 61V59H138L139 57L142 58V59H141L142 61H143V60H150V61H151V60L153 59V60H154L153 62H154V65H155V63L158 62L159 60L165 61V60L167 59V54L165 55V53H167V52H170L171 56L174 57L175 54H176L174 51H176V50L178 51V49H180V50L182 49L183 52H184V51L187 50L188 45L186 46V43H185L184 38H183V36H184L187 32H182V31H183V30H182L183 28H185V31H186V27L182 24V21H181L180 19H179V21H177ZM197 22L199 23V22H201V21L198 20ZM202 22H203V21H202ZM235 22H236V21H235ZM242 22H243V21H242ZM244 22H245V21H244ZM10 23H13V24H11V25H14V22H10ZM155 23H157V22L155 21ZM172 23H169V25H171ZM180 23H181V24H180ZM183 23H184V22H183ZM185 23H186V22H185ZM185 23H184V24H185ZM192 23H193V22H192ZM211 23H212V22H211ZM218 23H219V25H218ZM231 23H232V22H231ZM4 24H5V23H4ZM8 24H9V23H8ZM8 24H7V25H8ZM19 24H20V23H19ZM19 24H18V25H19ZM22 24H23V23H22ZM102 24H103V22H102ZM105 24H106V23H104V25H105ZM179 24H180V25H179ZM189 24H190V23H189ZM199 24H200V26H202V25H204V24H206V23L204 22V24H201V23H199ZM232 24H234V23H232ZM235 24H237V23H235ZM239 24H240V23H239ZM261 24H262V23H261ZM18 25H17V26H18ZM20 25H21V24H20ZM23 25H25V24H23ZM119 25H120V24H119ZM122 25H121L120 29L118 28L119 30H117V32H118L119 34L122 33V32L125 30V29L122 28ZM185 25H187V24H185ZM190 25H191V24H190ZM193 25H194V24H193ZM188 26H189V25H188ZM194 26H195V25H194ZM240 26H241V25H240ZM4 27H6V25H5ZM7 27H8V26H7ZM13 27H14V26H13ZM13 27L11 26V28H13ZM20 27H21V26H20ZM20 27H18V28H20ZM24 27H25V26H24ZM24 27H21V28H24ZM111 27H112V26H111ZM195 27H198V26H195ZM101 28H102V27H101ZM108 28H109V27H108ZM139 28H140V27H139ZM159 28H160V29H159ZM244 28H245V27H244ZM262 28H264V27H262ZM1 29H2V28H1ZM5 29L7 30V28H5ZM5 29H4V30H5ZM13 29H16V27L13 28ZM103 29H104V28H103ZM122 29H123V31H122ZM128 29H129V28H128ZM128 29H127V30H128ZM131 29H134V28H131ZM136 29H134V30H136ZM197 29H199V28H196V31H198ZM200 29L202 30L201 33H203V32L205 33V31L207 30L205 27H200ZM200 29H199V30H200ZM4 30L2 29L1 31H4ZM18 30H19V29H18ZM20 30H21V29H20ZM24 30H25V28H24ZM137 30H138V29H137ZM189 30H193V29H189ZM208 30L211 31V28L208 29ZM237 30H236V31H237ZM262 30H263V29H262ZM13 31H14V30H13ZM13 31H12V29H10V30L8 29L7 32H8L9 35H10V34L13 35V33H14ZM15 31H17V30H15ZM22 31H23V29H22ZM108 31H109V30H108ZM128 31H129V30H128ZM128 31H124V33H126V32L128 33ZM139 31H140V30H139ZM139 31H138V32H139ZM210 31H209V32H210ZM229 31H230V30H229ZM232 31H231V32H232ZM18 32H20V31H17V33H18ZM23 32H24V31H23ZM129 32H130V31H129ZM199 32H200V31H199ZM199 32L197 33V32L194 31V34L196 33V35H195V38L192 37L191 40H192L193 38H194L195 41H197L198 39H200V36H202V34H199ZM207 32H208V31H207ZM246 32H247V31H246ZM258 32H261V31H258ZM20 33H21V32H20ZM69 33H70V32H69ZM102 33H103V32H102ZM118 33H117V34H118ZM124 33H123V34H124ZM133 33H134V32H133ZM191 33H193V32H191ZM210 33H211V32H210ZM226 33H229V32H226ZM238 33H239V32H238ZM241 33H242V32H241ZM243 33H244V32H243ZM249 33H250V32H249ZM1 34H2V32H1ZM3 34H5V31H4ZM3 34H2V36H3ZM22 34H23V33H22ZM128 34H129V33H128ZM139 34H140V33H139ZM144 34H145V35H144ZM188 34H189V33H188ZM259 34H260V33H259ZM261 34H262V33H261ZM14 35H15V33H14ZM20 35H21V34H20ZM20 35H18V36H20ZM103 35H104V37L102 36V39H101V49H102V47H103V45H104V43H105V41H106L105 38H108L107 35H109V33H108V34L106 33V34H103ZM124 35H125V34H124ZM158 35H159V34H158ZM205 35H206V34H205ZM233 35H234V32H233ZM247 35H248V34H247ZM250 35H251V34H250ZM6 36H7V35H6ZM22 36H23V35H22ZM22 36H21V37H22ZM31 36H33V35H31ZM31 36H30V37H27V38L30 39V40H32L31 43H32L33 45H35L37 42H39V41L41 40V39H38V38H37L39 35H38V36L36 35L37 37L34 36L33 39H31ZM109 36H110V35H109ZM120 36H122V34H121ZM159 36H160V35H159ZM193 36H194V35H193ZM196 36H197V37H196ZM210 36H211V34H210ZM213 36H214V35H213ZM228 36H229V35H228ZM228 36H227V38H228ZM259 36H260V35H259ZM259 36H254L252 40H253V41H257V39H258L257 37H259ZM261 36L263 37V36H264V33H263ZM14 37H17V34H16V36H14ZM21 37H20V38H21ZM84 37H85V36H84ZM123 37H124V36H123ZM184 37H185V36H184ZM202 37H203V36H202ZM202 37H201V38H202ZM231 37H232V36H231ZM7 38H9V37H7ZM10 38H11V37H10ZM25 38H26V37H25ZM25 38H21V41L24 39L22 42H24L23 45H25V47L27 48V47H28V44H29L27 41H29V40H26L27 38H26V39H25ZM44 38H45V37H44ZM44 38H43V39H44ZM166 38H167V37H166ZM203 38H204V37H203ZM217 38H218V36H217ZM220 38H219V39H220ZM255 38H257V39L254 40ZM14 39H15V38H14ZM89 39H90V38H89ZM89 39H88V40H89ZM117 39H118V38H117ZM162 39H163V38H162ZM167 39H169V38H167ZM187 39H188V37H187ZM219 39H217V40L219 41ZM2 40H3V39H2ZM5 40H6V39H5ZM16 40H17V38H16ZM16 40H14V43H17V44H18V43L21 42V41L19 40V38H18V40H19L20 42H19V41L16 42ZM44 40H45V39H44ZM52 40H53V39H52ZM85 40H87V39H85ZM104 40H105V41H104ZM114 40H115V39H114ZM118 40H119V39H118ZM122 40H123V39H122ZM124 40H125V39H124ZM128 40H129V39H128ZM207 40H208V39H207ZM212 40H213V38H212ZM212 40H211V41H212ZM8 41H10V39H9ZM78 41H79V40H78ZM78 41H77V42H78ZM82 41H83V40H82ZM224 41H225V40H224ZM259 41H263V40H259ZM259 41H257V42L259 43ZM6 42H7V41H6ZM44 42H45V41H43V42H41V43H44ZM50 42H51V39H50ZM114 42H115V41H114ZM187 42H188V40H187ZM206 42H207V41H206ZM222 42H223V41H222ZM222 42H221V43H222ZM9 43H10V42H9ZM12 43H13V42H12ZM47 43H48V42H47ZM54 43H55V42H54ZM79 43L82 44L83 42L81 43V41H80V42H78V44H79ZM122 43H123V42H122ZM126 43H127V42H126ZM169 43H170V44H169ZM214 43H216V41H214ZM248 43H249V42H248ZM253 43H254V42H253ZM253 43H252V44H253ZM262 43H263V42H261V44H262ZM2 44L4 45V43H2ZM5 44H6V43H5ZM7 44H8V43H7ZM10 44H11V43H10ZM17 44H15V45H17ZM49 44H50V43H49ZM52 44H53V43H52ZM116 44H117V43H116ZM123 44H124V43H123ZM197 44H198V43H197ZM209 44H210V43H209ZM212 44H213V43H212ZM254 44H255V43H254ZM13 45H14V44H13ZM13 45H12V46H13ZM19 45H20V44H19ZM23 45H21V47H22ZM33 45H30V46H29V48H32V50H31L32 53H34L35 51H37V50H36V47H35V51L33 50ZM37 45H39V44H37ZM37 45H36V46H37ZM40 45L42 46V44H40ZM40 45H39V46H40ZM111 45H112V44H111ZM128 45H129V44H128ZM130 45H131V44H130ZM161 45H162V44H161ZM205 45H206V44H205ZM210 45H211V44H210ZM210 45H208V46H210ZM214 45H215V44H214ZM258 45H259V44H258ZM8 46H10V45H8ZM8 46H6V47L3 46V47H5L6 49L4 48V50H3V49H2V50H3V51H7V50H9V51H11V52H13V53L17 51V50L14 49L13 47L11 48V47H8ZM46 46L48 47V44H47V45L45 44V46H44L45 48H42V49H46ZM52 46H53V45H52ZM106 46H107V45H106ZM189 46H190V45H189ZM212 46H213V45H212ZM220 46H221V44L218 45L219 48H220ZM247 46H248V45L241 44V45L238 46V47L241 48V49H243L244 51H247L246 53H250L249 55H251V57H250V58L248 57V58H249L251 61H253L254 63L256 62V64L258 65V70H261V69L263 70V69H264V57L259 55L260 57L258 58V56H255V55L253 54L254 52L252 53V52H250L251 50L249 51V48H248ZM263 46H264V45H263ZM3 47H2V48H3ZM17 47H19V46L17 45ZM21 47H20V48H21ZM49 47H50V46H49ZM127 47H130V46H127ZM127 47H124V48L127 49ZM161 47H162V46H161ZM221 47H222V46H221ZM250 47H252V46L250 45ZM253 47H254V46H253ZM22 48H24V46H23ZM22 48H21V49H22ZM39 48H40V47H39ZM142 48H143V47H142ZM203 48H204V46L201 47L200 45H196L195 48H194V50H190V49H189V50H190V53H188V54H190V56L193 57V59H190V58H191V57H190V58L188 59L189 61H188L187 65L184 64L185 66H184L183 63H182V67H183V68L185 67L183 70H186V68L188 69V66H189L191 63H192V65L194 66L193 69H191V68L189 67V70H188V71H190V74H189L190 76H189V78H188L186 75H184V76H185L184 79L187 80V81H185L184 79H182V80H184V82H187L188 85H191V86H192V84L194 85V82H195L196 80H197V81L200 80V82H201L202 80H206L207 77H209V76H208V73H207L208 71H207V69H205L206 67H205V68H204V67H201L200 64H199L200 61L198 62L197 60L199 59V57H200L201 55H202V56H203V55H204V56H205V55H210V56L213 55L212 57H214V55L217 54V51H218V50H217V49H212V47H210L211 50H210L209 52H207L210 48L205 49V48H207V46H206L204 49H203ZM216 48H217V47H216ZM239 48H236V45L231 44L228 48H226L225 53H227L228 51H232V52H233V51H235V50H237V49H239ZM255 48H256V47H255ZM255 48H254V49H255ZM21 49H20V50H21ZM24 49H25V48H24ZM24 49H23V50H24ZM27 49H28V48H27ZM37 49H38V47H37ZM40 49H41V48H40ZM40 49H38V51H39ZM49 49H51V47H50ZM128 49H129V48H128ZM191 49H192V48H191ZM257 49H258V48H257ZM172 50H174V51H173V53H175L174 56H173ZM227 50H228V51H227ZM3 51H2V52H3ZM24 51L26 52V49H25ZM41 51H42V50H41ZM46 51H47V49L45 50V53H46ZM49 51H51V50H49ZM244 51L242 52V51L238 50V52H240V54H241V53H244ZM2 52H0V53H2ZM28 52H30L29 49H28ZM28 52H27V53H28ZM39 52H40V51H39ZM39 52H38V53H39ZM47 52H48V51H47ZM186 52H188V51H186ZM186 52H185V53H186ZM218 52H219V51H218ZM220 52H221V51H220ZM220 52L218 53L219 57L216 56V60H217L218 58H221V57H220V55H221ZM255 52H256V51H255ZM35 53H37V52H35ZM122 53H123V52H122ZM126 53H127V51H126ZM195 53H196V55L199 56L198 59L195 58V56H196ZM228 53H229V52H228ZM46 54H48V53H46ZM127 54H128V53H127ZM132 54H131V55H132ZM150 54H151V55H150ZM179 54H180V53H179ZM229 54H230V53H229ZM257 54H258V53H257ZM260 54H261V53H260ZM181 55H183V54H181ZM222 55H223V54H222ZM225 55H226V54H225ZM227 55H228V54H227ZM253 55H254V56H253ZM127 56H128V55H127ZM184 56H185V55H184ZM184 56H180V57H177V56H176V57H177V59L179 58L178 60H182V59L184 58ZM202 56H201V57H202ZM223 56H224V55H223ZM41 57L43 58L42 55H41ZM129 57H130V56H129ZM229 57H230V56H229ZM90 58H91V57H90ZM174 58H175V57H174ZM207 58H208V57H207ZM223 58H224V57H223ZM67 59H68V58H67ZM70 59H71V58H70ZM118 59H119V58H118ZM172 59H173V58H172ZM175 59H176V58H175ZM175 59H174V60H175ZM177 59H176V60H177ZM200 59H201V58H200ZM202 59H205V58L202 57ZM211 59H213V58H211ZM228 59H229V58H228ZM238 59H239V58H238ZM64 60H65V59H64ZM112 60H113V61H112ZM122 60H123V61H122ZM178 60H177V61H178ZM209 60H210V59H209ZM233 60H234V59H233ZM111 61H112L113 63H116V65H113ZM167 61H168V60H167ZM170 61H171V60H170ZM207 61H208V59H207ZM214 61H215V60H214ZM219 61H221V63H222L221 68H220V69H222V70H218V69H217V70L213 71L214 69H212V71H213V77H214L213 79H215V81L220 80L219 82L223 83V82L225 81V79L228 77V68L231 67V66H230L231 63H230V62H229V63H228V62H225V61H223V59H222V60L220 59ZM144 62H145V61H144ZM147 62H148V61H147ZM165 62H166V61H165ZM165 62H164V63H165ZM178 62H180V61H178ZM238 62H239V61H238ZM248 62H249V61H248ZM22 63H23V66L26 67V63H25L24 61H22ZM169 63H170V62H169ZM204 63H205V62H204ZM211 63H212V62H211ZM213 63H215V62H213ZM213 63H212V64H213ZM144 64H145V63H144ZM150 64H151V63H150ZM101 65H102V64H101ZM146 65H147V64H146ZM146 65H145V66H146ZM148 65H149V64H148ZM154 65H153V66H154ZM160 65H161V64H160ZM162 65H163V64H162ZM162 65H161V66H162ZM165 65H166V64H165ZM175 65H176V64H174V62H173V60H172V63H170V64L167 63V65H166V66H168L169 68L166 69L165 72H163V75H164L163 78H164V80L162 81V85H163L164 83H165L164 86H165V85H170L171 89H172V87L174 86L173 84H175V82H177V81L180 82V81H181V77H182V74H181L180 72H178V73H175V71L173 72V69H174V68H177L176 66H177L178 64H177L176 66H175ZM202 65H203V62H202ZM214 65H216V64H214ZM241 65H242V64H241ZM104 66H103V67H104ZM137 66H138V65H137ZM150 66H151V65H150ZM206 66H207V65H206ZM243 66H244V65L239 66L238 68L236 67V69H235V74L237 75L236 77H241V79L244 81V83H246V82L248 81V79H244V78H243L245 75L242 76V75H243L242 73L244 72V67H243ZM82 67H83V66H82ZM156 67H157V66H156ZM162 67H164V65H163ZM180 67H181V66H180ZM207 67H208V66H207ZM80 68H81V67H80ZM83 68L85 69V67H83ZM109 68H108V69H109ZM143 68H144V67H143ZM165 68H167V67H165ZM208 68H209V67H208ZM211 68H212V67H211ZM246 68H247V67H246ZM26 69H27V68H26ZM252 69H253V68H252ZM144 70H146V71H141V70H140L139 73L137 74V79H138V80H139V78H143L144 76H146V78H149L150 76H152L151 73H150V74H151V75H150V74H148V72H147V70H149L148 67H147V69L144 68ZM150 70H151V69H150ZM157 70H158V69H157ZM162 70H163V68H162L160 71H162ZM174 70H175V69H174ZM245 70H246V69H245ZM102 71H103V70H101V73H103ZM121 71H122V70H121ZM178 71H179V70H178ZM186 71H187V70H186ZM186 71H185V72H186ZM206 71H207V72H206ZM247 71H249V70H247ZM263 71H264V70H263ZM33 72H36V69H33ZM86 72H87V71H86ZM104 72H105V70H104ZM122 72H123V71H122ZM122 72H121V73H122ZM153 72H154V71H153ZM153 72H152V73H153ZM154 73H155V72H154ZM183 73H184V71H183ZM249 73H250V72H249ZM103 74H104V73H103ZM176 74H177V77H175ZM180 74H181V77H180ZM184 74H185V73H184ZM120 75H121V74H120ZM148 75H150V76L148 77ZM209 75H210V74H209ZM233 75H234V74H233ZM247 75H248V77H249V74H247ZM108 76H110V75H108ZM111 76H112V75H111ZM234 76H235V75H234ZM234 76H231V77L233 78ZM123 77H124V76H123ZM134 77H136V75H135ZM134 77H133V78H134ZM161 77H162V76H161ZM211 77H212V76H211ZM252 77H253V76H252ZM129 78H128V79H129ZM152 78H154V77H152ZM182 78H183V77H182ZM186 78H187V79H186ZM196 78H197V79H196ZM228 78H229V77H228ZM115 79H116V78H115ZM128 79H127V81H129ZM229 79H231V78H229ZM233 79H234V78H233ZM236 79H237V78H236ZM251 79H252V78H251ZM251 79H250V80H251ZM118 80H119V79H116V80H113V81H116V82H117ZM125 80H126V79H125ZM131 80H132V78H131ZM131 80H130V81H131ZM134 80H135V79H134ZM138 80H137V81H138ZM146 80H147V79H146ZM153 80H154V79H153ZM193 80H194V82H193ZM41 81L43 82V80H41ZM41 81H40V82H41ZM111 81H112V80H111ZM137 81H136V83H137ZM148 81H149V80H148ZM215 81H214V82H215ZM245 81H246V82H245ZM253 81H254V80H253ZM262 81H263V80H262ZM262 81H260V82H262ZM140 82H141V81H140ZM178 82H177V83H178ZM202 82H203V81H202ZM225 82H226V81H225ZM227 82H228V81H227ZM251 82H252V81H251ZM257 82H258V81H257ZM61 83H62L63 86H65V87H67V86L70 87V86H71V82H68V81H62ZM111 83H113V82H111ZM114 83H115V82H114ZM120 83H121V82H120ZM138 83H139V82H138ZM154 83H155V82H154ZM177 83L175 84V86L177 85ZM204 83H205V82H204ZM206 83H207V82H206ZM109 84H110V83H109ZM117 84H118V83H117ZM147 84H148V83H147ZM147 84H146V85H147ZM156 84H157V83H156ZM195 84H198V83L196 82ZM202 84H203V83H202ZM223 84H224V83H223ZM223 84H221V85H223ZM230 84H231V83H230ZM248 84H249V83H248ZM256 84H257V83H256ZM96 85H97V84H96ZM115 85H116V84H115ZM115 85H114V86L111 85V86H113V87H110V88H112V89H110V90L114 91L113 88H115ZM126 85H127V84H126ZM129 85H130V84H129ZM146 85H145V86H146ZM171 85H172V86H171ZM232 85L235 86V88L238 87L239 85H241L240 82H239V78H238L237 80H235L231 85H227V84H225V86H224L225 89H224V88H222V89L226 90V92L224 91L226 95H227V94L231 95V91H230V90H231V86H232ZM245 85H246V84H244L243 87H244ZM263 85H264V84H263ZM45 86H46V85H45ZM45 86H44V87H45ZM49 86H50V85H49ZM138 86H139V85H138ZM195 86H196V85H195ZM195 86H194V87H195ZM205 86H206V85H205ZM253 86H254V85H253ZM107 87H108V86H107ZM132 87H133V86H132ZM141 87H142V86H141ZM141 87H140V88H141ZM150 87H151V86H150ZM155 87H156V88H155ZM155 87L151 90V95H152V93H153V94H155V96H156V93L158 94V92L161 91L162 88L160 87V88H161V89H160L159 86H155ZM194 87H192V88H194ZM245 87H246V86H245ZM260 87H261V86H260ZM95 88H97V87H95ZM100 88H102V87H100ZM127 88H128V87H127ZM137 88H138V87H137ZM140 88H139V90H140ZM143 88H144V87H142L141 89H143ZM185 88H186V87H185ZM205 88H206V87H205ZM208 88H209V85H208ZM208 88H207V89H208ZM240 88H242V87H240ZM247 88H248V87H247ZM255 88H256V87H255ZM75 89H77L76 86H73V87L68 88V89L66 90V94H67V95L70 94V96H71V94H72L74 91H76ZM83 89H84V88H83ZM125 89H126V88H125ZM125 89H124V90H125ZM203 89H204V87H203ZM217 89H218V88H217ZM261 89H262V88H261ZM115 90H117V89L115 88ZM119 90H120V89H119ZM132 90H133V89H132ZM132 90H127V89H126V92H128V91L132 92ZM137 90H138V89H137ZM143 90H144V89H143ZM147 90H149V89H146V91H147ZM232 90H233V89H232ZM238 90H239V89H238ZM99 91H100V90H99ZM108 91H109V90H108ZM133 91H136V90H133ZM193 91H195V90H193ZM193 91H192V92H193ZM213 91H214V88H213ZM96 92H98V91H96ZM100 92H101V91H100ZM124 92H125V91H123V90H121L119 93H114V92H112L111 95H108V96H110V97L113 99V98H115V96H116L115 94L121 95V94H123ZM126 92H125V93H126ZM130 92H129V93H130ZM137 92H138V91H137ZM164 92H165V90H164ZM171 92H172V91H171ZM206 92H207V91H206ZM217 92H218V91H217ZM74 93H75V92H74ZM76 93H77V92H76ZM129 93H127V94H129ZM146 93H147V92H146ZM169 93H170V91H169ZM169 93H168V94H169ZM201 93H202V92H201ZM201 93H200V94H201ZM203 93H204V92H203ZM232 93H233V92H232ZM257 93H258V92H257ZM259 93H260V95H262V96H260V98H261L262 101L264 102V90L262 91V93H261L260 90H259ZM259 93H258V94H259ZM79 94H80V93H79ZM99 94H100V93H99ZM132 94H135V93H132ZM137 94H138V93H137ZM137 94H136V95H137ZM140 94H141V95H140ZM140 94H139V95L142 96V93H140ZM148 94H149V93H148ZM177 94H178V93H177ZM241 94H243V93H241ZM255 94H256V93H255ZM72 95H73V94H72ZM145 95H146V94H144V97H145ZM160 95H161V94H160ZM207 95H209V94H207ZM216 95H217V94H216ZM234 95H235V94H234ZM234 95H233V96L231 95V96H232V97H235ZM238 95H240V94H238ZM122 96H123V95H121L120 97H122ZM126 96H127V95H126ZM126 96H125V98H126ZM128 96H130V95H128ZM152 96H153V95H152ZM158 96H159V95H158ZM158 96H157V97H158ZM220 96H222V95H220ZM242 96H243V95H242ZM245 96H246V94H245ZM253 96H254V95H253ZM73 97H74V96H73ZM130 97H131V96H130ZM132 97H133V96H132ZM157 97H156V98H157ZM175 97H176V96H175ZM222 97H224V96H222ZM232 97L228 96V97H225L224 99L222 98V100H221V101H222V105H223V109H226V112H227V113H228L229 110H231V108H230V107H231V103H233V102H232V100H233ZM258 97H259V96H258ZM80 98H81V97H80ZM103 98H104V97H103ZM111 98H110V99L108 98V99H109L110 101H114V100H116V98H115L114 100H112ZM122 98H123V97H122ZM133 98H134V97H133ZM139 98H140V97H139ZM139 98H138V99H139ZM142 98H143V96H142ZM147 98H150V97H147ZM154 98H155V97H154ZM156 98H155V99H156ZM158 98H160V97H158ZM183 98H186V97H183ZM212 98H214V95L211 97V99H212ZM241 98H242V97H241ZM241 98H240V99H241ZM74 99H75V98H74ZM117 99H118V98H117ZM127 99H128V98H127ZM155 99H154V100H155ZM161 99H162V98H160V100H161ZM195 99H196V95H195ZM211 99H210V100H211ZM77 100H78V99H77ZM105 100H106V99H105ZM105 100H104V101H105ZM121 100L123 101V100H125V99H121ZM128 100H129V99H128ZM141 100H142V99H141ZM151 100H152V99H151ZM157 100H158V99H157ZM157 100H156V101H157ZM162 100H163V99H162ZM177 100H178V99H177ZM193 100H194V97H193V99H191V100H188V99H187V100H183L182 103L179 102L178 105H175V106H177L176 108H174V105H171V104H169V105L166 104L167 106H166V105H165V106L163 105V106H162V107H163V110H164L163 112L165 113V111H166V110H169V109L174 110V115H173V117H172L173 120H175L176 123H179V124H180L181 122H183V121L186 119V120H185V127L187 128L186 131H190V132H191V130H190L191 127H190V125H189V120H187V119H188V116H187V115H183V113H184V112H189L188 115L190 116V120H191V119H192V116H193L194 114L203 113V112L206 111V105H205L206 103H205V104L202 103V106H198L195 102H193ZM217 100H218V99H217ZM82 101H84V100H82ZM125 101H126V100H125ZM137 101H138V100H137ZM156 101H155V103H156ZM173 101H174V100H173ZM116 102H117V101H116ZM140 102H141V101H140ZM162 102H163V101H162ZM166 102H167V100H166ZM169 102H170V101H169ZM253 102H254V101H253ZM253 102L250 104V107L252 106ZM263 102H262V103H263ZM170 103H171V102H170ZM215 103H217V102H215ZM215 103H214V104H215ZM220 103H221V102H220ZM235 103H236V100H235ZM262 103L259 104V105H257V107H254V108H256V110L251 114V115H252L251 118L243 116L244 119L239 120L240 117H239V116H236V118L238 117L239 119L236 120V119L234 118L233 120H235V121H234L233 123H230V127H231V129H233V130H232V133L235 134V135H237V136H236V139L233 137V135H232L231 132H230V133H229V132H220V133H222V135L225 134V139H227V138H228V139H229V138H231V139L234 138V140H235V144H236V140H237L238 138H241V139L246 138V139H247L248 137L250 138V136H252V137H253V139H251V140H253L252 143H250V145H248L249 147L246 146V151L249 152V154H248V155L246 154V155L249 156V157H250L249 160H252V162H254V163H253V164L248 163V162H247V163L250 164L251 166L253 165V167L256 168V169L258 168V170H259V166H260L262 163H264V154H263L264 148L262 147V148H263V149H262L263 151H261V153L263 154V155H261L262 157H260V156L258 155L260 158H259V157H258V158H257V157L255 158V157H253V156H254V153H255V151H256V150H255V149H256V148H255V142H256L257 138H261V137H259V136L264 137L263 135H261L262 133L264 134V104L262 105ZM102 104H103V103H102ZM113 104L116 105L117 103H116V104L113 103ZM125 104H126V103H125ZM127 104H128V103H127ZM134 104H135V103H134ZM140 104H141V103H140ZM148 104H149V103H148ZM163 104H164V103H163ZM210 104H211V103H210ZM210 104H208V105H210ZM217 104H218V103H217ZM245 104H247V103H245ZM108 105H109V104H108ZM128 105H129V104H128ZM135 105H137L136 108H138V109L136 110L137 112H139V111H138L139 109H140L141 111H142V110H145V109H143V106L138 105V104H135ZM143 105H144V104H143ZM145 105H146V104H145ZM158 105H159V104H158ZM212 105H213V104H212ZM9 106H10V105H9ZM106 106H107V105H106ZM130 106L132 107L133 105H130ZM146 106H147V105H146ZM210 106H211V105H210ZM218 106H219V105H218ZM111 107H113V106H111ZM134 107H135V106H134ZM213 107H214V106H213ZM213 107H212V108H213ZM220 107H221V106H220ZM247 107L249 108L248 105H247L245 108H247ZM5 108H6V107H5ZM5 108H3V109H5ZM9 108H10V107H9ZM120 108H121V107H120ZM123 108H124V107H123ZM157 108H159V107H157L156 105L152 107V109L154 110L153 112H154L155 114L157 113L156 115L160 117V119H159L160 122H158V121H156V122L160 123V126L163 127V128H162V132H163V134H164V133H167L166 136H167V137H170V136H168L169 134H171V133L168 134L170 125H169V127H168V126H165V123L167 122V121L164 122L165 115H164V114H161V113H162V112H160L161 109H157ZM238 108H239V106H238ZM238 108H237V106H236V108L234 107V109H233L234 111L236 110V112L234 113L235 115H237L236 113L239 112V111H238ZM248 108H247V109H248ZM251 108H252V107H251ZM15 109H18V108L15 107L11 112H13ZM125 109H126V108H125ZM219 109H220V108H219ZM243 109H244V108H243ZM100 110H101V109H100ZM105 110H106V109H105ZM111 110H112V109H111ZM111 110H110V112L107 111L105 114L101 113V114H100V115H101V119L98 120V121H101V122L104 124V126H103V130L106 131L107 134L110 135V137H114V136H113L114 134H115L116 136H117V134L122 135V137L128 135L130 132L127 133V134H126V133H121V130H124V131H131L130 128L132 127V125H134V126H137V125H138V126H140V127L142 126L143 128H144V126H145L146 129H149L148 126H149L150 124H149L148 120L145 121V119L141 116L142 113H134V112H136L135 110H134V112H132V111H128V110L126 109V110L123 111V113H120V114H119L118 112L116 113L115 110H114V111H113V110L111 111ZM122 110H123V109H122ZM148 110H150V109H148ZM245 110H246V109H245ZM248 110H250V108H249ZM7 111H8V110H7ZM7 111H6V112H7ZM90 111H91V110H90ZM120 111H121V110H120ZM120 111H119V112H120ZM151 111H152V110H151ZM222 111H223V110H222ZM4 112H5V110H4ZM8 112H9V111H8ZM16 112H18V110H17ZM121 112H122V111H121ZM142 112H143V111H142ZM207 112H209V111L207 110ZM207 112H205V113H207ZM144 113H145V112H144ZM144 113H143V114H144ZM154 113H153V114H154ZM172 113H173V112H172ZM172 113H171V114H172ZM218 113H219V112H218ZM227 113H226V114L224 113V114L226 115V117H227ZM6 114H8V113H6ZM11 114H13V113H11ZM16 114H18V113H16ZM85 114H86V113H85ZM90 114H91V112H90ZM90 114H89V116H90ZM93 114H94V113H93ZM150 114H151V113H150ZM155 114H154V115H155ZM184 114H186V113H184ZM209 114L211 115V113H208V116H209ZM222 114H223V113H222ZM13 115H14V114H13ZM86 115H88V113H87ZM205 115H206V114H205ZM238 115H239V114H238ZM196 116L199 118L200 115H199V116L196 115ZM208 116H207V117H208ZM212 116H213V115H212ZM219 116H220V115H219ZM247 116H248V115H247ZM92 117H93V115H92ZM193 117H194V116H193ZM233 117H234V116H233ZM120 118H121V120H125L124 123H128V124H127V125L124 124V125H126L125 127H123V125H119V124H118V126H115V127H114V126H113L114 124H113V125L111 124L113 127L110 128V126H111V125H110V121H111V120H116V121H117V120H119ZM149 118H150V117H149ZM167 118H168V117H167ZM167 118H166V119H167ZM204 118H205V119H208L209 117L206 118V117L204 116ZM89 119H91V118H89ZM94 119H95V117H94ZM97 119H98V118H97ZM154 119H156V118H154ZM157 119H158V118H157ZM170 119H171V118H170ZM193 119H194V118H193ZM173 120L171 119V121H170L169 123H172ZM220 120H221V119H220ZM230 120H231V119H230ZM92 121H94V120H92ZM71 122H72V121H71ZM119 122H120V121H119ZM156 122H155V123H156ZM191 122H192V121H191ZM194 122H195V121H194ZM204 122H205V121H204ZM216 122H217V121H216ZM231 122H232V121H231ZM73 123H74V122H73ZM112 123H113V122H112ZM150 123H151V122H150ZM158 123H156V125H157ZM176 123H175V124H176ZM183 123H184V122H183ZM172 124H173V123H172ZM179 124H178V125H179ZM181 124H182V123H181ZM181 124H180V125H181ZM101 125H102V124H101ZM109 125H110V126H109ZM116 125H117V124H116ZM151 125H152V124H151ZM151 125H150V126H151ZM166 125H167V123H166ZM180 125H179V127H180ZM183 125H184V124H183ZM199 125H200V124H199ZM222 125H223V124H222ZM138 126H137V127H138ZM176 126H177V125H176ZM197 126H198V125H197ZM156 127H157V126H156ZM179 127H176V128L179 129ZM202 127H204V126H202ZM160 128H161V127H160ZM171 128H172V125H171ZM173 128H174V127H173ZM176 128H175V129H176ZM186 128H185V129H186ZM219 128H220V127H219ZM151 129H152V128H150V131H151V132H154V131H155V130L152 131ZM182 129H183V127H182ZM182 129H180V130H182ZM193 129L195 130V128H193ZM220 129H221V128H220ZM224 129H225V128H224ZM156 130H158V129L156 128ZM211 130H213V129H211ZM133 131H135V130H133ZM158 131L160 132V130H158ZM158 131H157V132H158ZM195 131H197V128H196ZM220 131H221V130H220ZM224 131H225V130H224ZM230 131H231V130H230ZM106 132H105V133H106ZM151 132H150V134H149V133H148V134L151 135ZM174 132H175V131H174ZM190 132H189V133H190ZM192 132H194V131H192ZM199 132H201V130H200V131H197V134H198ZM204 132H205V131H204ZM204 132H201V133L203 134ZM207 132H208V131H207ZM207 132H206V133H207ZM13 133H14V134H12L11 138L13 137V139H15L14 136H15L16 133H15V132H13ZM116 133H117V134H116ZM145 134H146V133H145ZM160 134H161V133H160ZM163 134H162V135H163ZM187 134H188V133H187ZM193 134H195V133H193ZM193 134L190 135V136H193ZM197 134H196V135H197ZM216 134H217V133H216ZM13 135H14V136H13ZM19 135H22V134H19ZM19 135H17L16 138L19 137ZM101 135H102V134H101ZM119 135H118V136H119ZM130 135H131V133H130ZM152 135H153V134H152ZM183 135H184V134H183ZM196 135H194V137H195ZM107 136H108V135H107ZM153 136H155V135H153ZM156 136H157V135H156ZM188 136H189V135H188ZM200 136H201V135H200ZM204 136H205V135H204ZM143 137H144V136H143ZM143 137H142V138H143ZM150 137H151V136H150ZM171 137H172V136H171ZM223 137H224V136H223ZM252 137H251V138H252ZM116 138H118V137H116ZM147 138H148V137H147ZM156 138H157V137H156ZM181 138H182V136H181ZM183 138H184V139H183L182 141H180L181 144H176L177 142H176V143H171V146H168V147L165 145L166 142H165V143H160V144H159V147H156L157 150H158V153H159V152L161 153L163 150H165V152H168V150H171V151H172L173 149H175V150H173V151H175V153H176V151L179 152V151L182 150L186 145L189 146L190 149H192L191 151H193L194 153H199V151L201 150V149H200L201 147L199 148V145H201V144H199V143H200L201 141H200V142H199V141L197 142V140H196V142H195V140L192 139L193 137H192V138H191V137H187V135H185ZM195 138H196V137H195ZM255 138H256V139H255ZM8 139H9V138H8ZM13 139H11V140H13ZM18 139H19V138H18ZM110 139H111V138H110ZM143 139H144V138H143ZM148 139H149V138H148ZM153 139H154V138H153ZM166 139H167V138H166ZM169 139H170V138H169ZM174 139H175V138H174ZM189 139H190V140H189ZM205 139H206V138H205ZM219 139H220V138H219ZM221 139H222V138H221ZM254 139H255V140H254ZM21 140H23V139H21ZM111 140H112V139H111ZM120 140H121V139H120ZM122 140H123V139H122ZM146 140H147V139H146ZM154 140H155V139H154ZM179 140H180V139H179ZM207 140H208V139H207ZM209 140H210V139H209ZM209 140H208V141H209ZM238 140H239V139H238ZM238 140H237V141H238ZM247 140H248V139H247ZM8 141H9V140H8ZM13 141H14V140H13ZM19 141H20V140H18V141H16V142H19ZM101 141H102V140H101ZM208 141H206V142H208ZM103 142H104V141H103ZM121 142H122V141H121ZM129 142H130V141H129ZM133 142H134V141H133ZM154 142H155V141H154ZM203 142H205V141H203ZM224 142H225V141H224ZM226 142H227V141H226ZM258 142H259V141H258ZM258 142H257V143H258ZM262 142H263V141H262ZM12 143H15V142H12ZM20 143H21V142H20ZM117 143H118V142H117ZM143 143H144V142H143ZM210 143H211V142H210ZM238 143H240V142H238ZM0 144H1V143H0ZM21 144H22V143H21ZM21 144H20V145H21ZM102 144H103V143H102ZM105 144H106V143H105ZM109 144L111 145V143H109ZM146 144H147V145H145V147H146V146L149 147V146H148V143H146ZM157 144H158V143H156V145H157ZM166 144L168 145V143H166ZM169 144H170V143H169ZM205 144H206V143H205ZM233 144H234V143H233ZM244 144H245V143H244ZM261 144H262V143H261ZM137 145H138V144H137ZM153 145H154V143H153ZM202 145H203V144H202ZM202 145H201V146H202ZM213 145H214V144H212V147H213ZM5 146H6V145H5ZM101 146H102V145H101ZM135 146H136V145H135ZM203 146H204V145H203ZM206 146H207V145H206ZM206 146H205V147H206ZM214 146H215V145H214ZM219 146H220V145H219ZM224 146H225V145H224ZM224 146H223V147H224ZM261 146H262V145H261ZM180 147H182V149H180ZM189 147H188V149H189ZM208 147H209V143H208ZM208 147H206V148H208ZM220 147H221V146H220ZM220 147H219V148H220ZM228 147H229V146H228ZM240 147H241V146H240ZM256 147H257V145H256ZM151 148H152V147H151ZM159 148H160V149H159ZM186 148H187V147H186ZM186 148H185V149H186ZM243 148H244V147H243ZM143 149H144V148H143ZM147 149H148V148H147ZM190 149H189L188 151H190ZM193 149H195V150H193ZM198 149H200V150H198ZM209 149H210V148H209ZM211 149H213V150H206V151L204 150V151H205L206 153H208V154H209V153L214 154V151H215L214 148H211ZM215 149H216V148H215ZM220 149H222V148H220ZM220 149H219V150H220ZM227 149H228V148H227ZM241 149H242V148H241ZM241 149H239V150H241ZM257 149H258V148H257ZM2 150H4V147H0V152H2ZM26 150H28V148H27ZM141 150H142V149H141ZM141 150H140V151H141ZM159 150H160V151H159ZM219 150H218V151H219ZM231 150H232V149H231ZM260 150H261V149H260ZM115 151H116V150H115ZM123 151H124V150H123ZM153 151H154V150H153ZM153 151L149 148V150H148V153H149V154H147V155H152L151 153H152ZM191 151H190V152H191ZM204 151H203V152H204ZM229 151H230V150H229ZM233 151H234V150H233ZM251 151H253L254 153L252 154ZM3 152H4V151H3ZM3 152H2V153H3ZM23 152H24V151H23ZM144 152H145V151H144ZM155 152H156V151H155ZM155 152H154V153H155ZM165 152H164V153H165ZM235 152H236V151H235ZM2 153H0V154H2ZM24 153H25V152H24ZM31 153L33 154V151H32ZM31 153H30V154H31ZM103 153H104V152H103ZM103 153H101V154H103ZM168 153H170V151H169ZM219 153H220V151H219ZM239 153H240V152H239ZM258 153H260V152H258ZM261 153H260V154H261ZM22 154H23V153H22ZM191 154H192V157L196 156V155H194L192 152H191ZM222 154H224V152H222ZM23 155H24V154H23ZM104 155H105V153H104ZM124 155H125V154H124ZM175 155H177V153H176ZM180 155H181V154H180ZM215 155H216V157H219L218 154H215ZM219 155H220V154H219ZM225 155H226V154H224V156H222V157H225ZM0 156H1V155H0ZM12 156H13V155H12ZM15 156H16V155H15ZM21 156H22V155H21ZM25 156H26V155H25ZM28 156H30V155L28 154ZM132 156H133V155H132ZM139 156H140V155H139ZM144 156H145V155H144ZM144 156H143V157H144ZM177 156H178V155H177ZM238 156H239V154L237 155V157H238ZM7 157H8V158L10 157V158L12 159L14 156H13V157H11V156H7ZM105 157H106V158H105ZM105 157H104V156L101 157V162L104 163V167H105V168H108V169H110L111 171H112V169H115V170H118L120 173H122L121 175L124 174V172H123V171H124V168H122L123 161H122V163L119 164L118 162H120V161H117V160H115V161H114V160L111 161V160H110L111 158H110V159H107V158H108L107 155H105ZM114 157H115V156H114ZM141 157H142V156H141ZM172 157H173V156H172ZM207 157H208V156H207ZM231 157H232V156H231ZM237 157H236V158H237ZM244 157H245V156H244ZM249 157H248V158H249ZM5 158H6V156H5ZM14 158H18V159H19V157H14ZM21 158H22V157H21ZM25 158H26V157H25ZM121 158H122V157H121ZM134 158H135V157H134ZM176 158H177V157H176ZM213 158H214V157H213ZM238 158H239V157H238ZM240 158H241V156H240ZM240 158H239V159H240ZM2 159H3V156H2ZM115 159H116V158H115ZM140 159H141V158H140ZM174 159H175V158H174ZM208 159H209V158H208ZM216 159H219V158H216ZM225 159H226V158H224V160H225ZM241 159H242V158H241ZM254 159H256V160H254ZM6 160H7V159H6ZM8 160H9V159H8ZM128 160H129V159H128ZM138 160H139V159H138ZM224 160L219 161V162H221V164H222ZM237 160H238V159H237ZM245 160H246V159H245ZM0 161H1V159H0ZM13 161H15V159L12 160L11 162H13ZM160 161H161V160H160ZM195 161H196V160H195ZM195 161H193V159H192L191 157H182V156H181V159L179 158L177 164H178V166L180 167V169H182V171H183V169H185V170L191 169V170H192V169H193V165L195 164ZM239 161H240V160H239ZM243 161H244V160H243ZM4 162H5V161H4ZM134 162L136 163V161H134ZM205 162H206V161H205ZM250 162H251V161H250ZM255 162H258V164L255 163ZM126 163H127V161H126ZM145 163H146V162H145ZM201 163H202V162H201ZM230 163H231V164L233 163V164H232L231 166H229L228 168H226V169H228V170L230 169L231 172H232V169L234 168L235 171H236V163H234V161H233V162H230ZM155 164H156V163H155ZM160 164H161V163H160ZM172 164H173V163H172ZM212 164H213V163H212ZM242 164H243V163H242ZM242 164H241V165H242ZM34 165H35V164H34ZM123 165H124V164H123ZM129 165H130V164H129ZM129 165H128V166H129ZM137 165H138V163H137ZM137 165H136V166H137ZM245 165H246V164H245ZM35 166H36V165H35ZM37 166H38V165H37ZM37 166H36V167H37ZM125 166H126V165H125ZM128 166H127V168H128ZM158 166H160V165H157V168H158ZM166 166H167V165H166ZM206 166H207V165H206ZM246 166H247V165H246ZM263 166H264V164H263ZM123 167H124V166H123ZM130 167H131V166H130ZM141 167H143V166L141 165ZM160 167H161V166H160ZM201 167H202V166H201ZM204 167H205V166H204ZM225 167H226V165H225ZM239 167H240V165H239ZM242 167H243V166H242ZM244 167H245V166H244ZM244 167H243V168H244ZM247 167H248V166H247ZM247 167H246V169H247ZM101 168H102V166H101ZM105 168H104V169H105ZM137 168H138V167H137ZM137 168H136V169H137ZM157 168H156V170H154V172L157 171ZM125 169H126V168H125ZM168 169H170V168H168ZM199 169H202V168H199ZM36 170H37V169H36ZM130 170H131V169H129L128 171H130ZM176 170H178V169H176ZM185 170H184V172H185ZM237 170H238V169H237ZM240 170H241V169H240ZM252 170H253V169H252ZM125 171H127V170H125ZM194 171H195V170H194ZM194 171H193V172H194ZM205 171H206V170H205ZM241 171H243V170H241ZM259 171H261V172H258L257 170H255L254 172H255V173L258 172L259 174L261 173L259 176L264 175V169L262 170V168H261V170H259ZM36 172H37V171H36ZM115 172H116V171L111 172V173H115ZM171 172H173V171H171ZM177 172H178V171H177ZM188 172H189V171H188ZM202 172H204V171L202 170ZM247 172H248V171H247ZM251 172L254 173L253 171H251ZM107 173H108V171H107ZM127 173H128V172H127ZM132 173H133V172H132ZM191 173H192V172H191ZM244 173H245V172H243V174H244ZM41 174L43 175V173H41ZM44 174H45V173H44ZM102 174H103V173H102ZM105 174H106V173H105ZM137 174H139V173H137ZM175 174H176V173H175ZM212 174H213V173H212ZM220 174H221V173H220ZM226 174H227V173H226ZM42 175H41V176H42ZM48 175H50V174H48ZM48 175H47V176H48ZM114 175H115V174H114ZM116 175H117V173H116ZM116 175H115V176H116ZM141 175H142V174H141ZM197 175H198V174H197ZM199 175H201V178H202V180H203L204 177L202 176V174H199ZM205 175H207V174H205ZM254 175H256V174H254ZM43 176H44V175H43ZM101 176H102V175H101ZM103 176H104V174H103ZM154 176H155V175H154ZM190 176H191V175H190ZM217 176H218V175H217ZM229 176H230V175H229ZM241 176H242V175H241ZM110 177L112 178V175H110ZM117 177H120V176H117ZM134 177H135V176H134ZM197 177H198V176H197ZM236 177H237V176H236ZM245 177H246V176H245ZM249 177L254 179V177H253V175H252L251 173H250ZM262 177H263V176H262ZM40 178H41V177H40ZM107 178H109V176H108ZM114 178H115V177H114ZM162 178H163V177H162ZM187 178H189V177H187ZM190 178H191V177H190ZM205 178H206V177H205ZM216 178H217V177H216ZM256 178H258V177L256 176ZM260 178H261V177H260ZM41 179H42V178H41ZM52 179H54V178H52ZM109 179H110V178H109ZM109 179H108V180H109ZM127 179H128V178H127ZM129 179H130V178H129ZM173 179H174V178H173ZM194 179H196V178H194ZM253 179H252V180H253ZM43 180H45V178H44ZM47 180H48V178H47ZM103 180H104V179H103ZM103 180H101V184L103 183ZM115 180H116V178H115ZM131 180H132V179H131ZM140 180H141V179H140ZM156 180H157V179H156ZM159 180H160V179H159ZM180 180H182V179H180ZM189 180H190V179H189ZM196 180H197V179H196ZM207 180H208V179H207ZM211 180H212V178H211ZM229 180H230V179H229ZM256 180H257V179H256ZM106 181H107V179H106ZM112 181H113V180H112ZM128 181H129V180H128ZM141 181H142V180H141ZM162 181H164V180H162ZM193 181H194V180H193ZM213 181H214V180H213ZM215 181H216V180H215ZM227 181H228V180H227ZM259 181H260V180H259ZM6 182H7V181H6ZM41 182H42V181H41ZM46 182H47V181H46ZM107 182H108V181H107ZM107 182H106V184H107ZM228 182H229V181H228ZM255 182H256V181H255ZM33 183H34V182H33ZM36 183H37V182H35V184H36ZM50 183H51V182H50ZM54 183H55V182H53V184H54ZM61 183H62V182H61ZM63 183H64V182H63ZM63 183H62V184H63ZM132 183H133V181H132ZM164 183H165V182H164ZM176 183H177V185H180L182 182H180V181L178 180V182H176ZM176 183H175V184H176ZM186 183L189 184L188 181H187ZM200 183H201V182H200ZM205 183H207V182H205ZM223 183H224V182H223ZM240 183H241V182H240ZM253 183H254V182H253ZM40 184H42V183H40ZM44 184H45V182H44ZM55 184H57V183H55ZM55 184H54V185H55ZM64 184H65V183H64ZM106 184H105V185H106ZM114 184H115V183H114ZM118 184H119V183H118ZM139 184H140V183H139ZM162 184H163V183H162ZM165 184H166V183H165ZM198 184H199V183H198ZM46 185H47V187H48V184H46ZM102 185H103V184H102ZM159 185H160V184H159ZM201 185H202V187H203V184H202V183H201ZM211 185H212V184H211ZM213 185H214V184H213ZM235 185H236V184H235ZM248 185H249V184H248ZM37 186H38V184H37ZM42 186H44V185H42ZM42 186L35 187V185L33 186L32 183L29 184L28 188L26 189V191L28 190V192H29V193H27V194H30L32 191L35 190L34 193H33V192H32V193L35 194L36 197L34 198L33 195H25V199H27L28 203H30V204H28L27 201H26V203H27L28 205H32V206H34L35 209H36V207H37V209L39 210V212L41 211V212L43 213V212L45 211V207L43 206V202H41L42 199H40L39 201L37 200L38 202H36V198H40V197H41L40 193H41L42 189H44V188H42ZM65 186H66V184H65ZM119 186H121V185H119ZM166 186H167V185H166ZM225 186H226V185H225ZM227 186H228V185H227ZM250 186H251V185H250ZM262 186H263V184H262ZM31 187H34V189H31ZM47 187H46L45 189H47ZM62 187H64V186H62ZM67 187H68V186H67ZM115 187H116V186H115ZM122 187H123V186H122ZM128 187H129V186H127V188H128ZM134 187H135V186H134ZM180 187H181V186H180ZM190 187H191V186H190ZM193 187H194V186H193ZM217 187H218V186H217ZM230 187H231V186H230ZM232 187H233V186H232ZM236 187H237V186H236ZM238 187H239V186H238ZM56 188H57V187H56ZM113 188H114V187H113ZM119 188H120V187H119ZM130 188H131V186H130ZM176 188H177V187H176ZM226 188L228 189V187H226ZM239 188H240V187H239ZM247 188H248V187H247ZM58 189H59V188H57V190H58ZM64 189H65V187H64ZM64 189H63V190H64ZM68 189H71V188H68ZM142 189H144V188H142ZM145 189H146V188H145ZM158 189H159V188H158ZM165 189H167V187H166ZM201 189H202V188H201ZM51 190H53V189H51ZM54 190H55V189H54ZM61 190H62V189H61ZM127 190H128V189H127ZM137 190H138V189H137ZM149 190H150V189H149ZM180 190H181V189H180ZM182 190H184V189H182ZM199 190H200V188H199ZM228 190H229V189H228ZM238 190H239V189H238ZM257 190H258V189H257ZM45 191H46V190H45ZM49 191H50V190H49ZM58 191H60V190H58ZM135 191H136V190H135ZM184 191H186V190H184ZM189 191H190V190H189ZM191 191H192V190H191ZM191 191H190V192H191ZM202 191H203V190H202ZM215 191H216V190H215ZM261 191H264V188H263V189L261 188ZM64 192H66V191H64ZM107 192H108V191H107ZM111 192H113V191H111ZM126 192H127V191H126ZM148 192H149V191H148ZM156 192H157V190H156ZM158 192H159V191H158ZM178 192H179V191H178ZM181 192H182V191H181ZM213 192H214V191H213ZM32 193H31V194H32ZM44 193H45V192H44ZM48 193H49V192H48ZM60 193L62 194V192H60ZM68 193H69V192H68ZM74 193L76 194V192H74ZM146 193H147V192H146ZM151 193H152V192H151ZM154 193H155V192H154ZM186 193H187V192H186ZM226 193H227V192H226ZM240 193H241V192H240ZM41 194H42V193H41ZM106 194H107V193H106ZM131 194H132V193H131ZM144 194H145V193H144ZM167 194H169V193H167ZM205 194H207V196H208V193H205ZM205 194H204L203 196H205ZM212 194H213V193H212ZM37 195L40 196V197H37ZM45 195H46V194H45ZM115 195H116V194H115ZM194 195H195V194H194ZM210 195H211V194H210ZM213 195H214V194H213ZM224 195H225V194H224ZM231 195H232V194H230V196H231ZM233 195H235V194H233ZM49 196H51V195H49ZM104 196H105V195H104ZM104 196H103V197H104ZM119 196H120V195H119ZM127 196H128V195H127ZM146 196H147V195H146ZM149 196H150V195H149ZM170 196H171V195H170ZM211 196H212V195H211ZM237 196H238V195H236V197H237ZM58 197H59V196H58ZM103 197H102V195H101V199H100V200H101V205H102L103 207H106L109 203H114V204L116 205L117 208H119V207L121 208V206H120L121 204L118 203L119 201L116 202V201L113 199V195H112V194H109V195L107 194L104 198H103ZM125 197H126V196H125ZM132 197H133V196H132ZM134 197H135V195H134ZM153 197H154V196H153ZM153 197H152V198H153ZM157 197H158V196H157ZM164 197H165V196H164ZM168 197H169V196H168ZM172 197H173V196H172ZM190 197H191V196H190ZM214 197H215V196H214ZM226 197H229V195H227ZM236 197H235V198H236ZM3 198H4V197L1 198L2 201H3ZM42 198H43V195H42ZM46 198H47V197H45V199H46ZM49 198H50V197H49ZM49 198H48V199H49ZM118 198H119V197H118ZM166 198H167V197H166ZM208 198H209V197H208ZM233 198H234V197H233ZM244 198H245V197H244ZM5 199H7V198H5ZM15 199H16V198H15ZM17 199H19V198H17ZM20 199H21V198H20ZM23 199H24V198H23ZM23 199H22V200H23ZM43 199H44V198H43ZM50 199H51V198H50ZM155 199H156V198H155ZM218 199H219V198H218ZM228 199H230V198H228ZM249 199H250V198H249ZM7 200H9V201L11 202V204H13V202L15 201L13 198H12V199H7ZM13 200H14V201H13ZM117 200H119V199H117ZM124 200H125V199H124ZM127 200H128V199H127ZM149 200H150V198H149ZM152 200H154V199H152ZM209 200H210V199H209ZM211 200H212V199H211ZM211 200H210V201H211ZM240 200H242V199L240 198ZM247 200H248V199H247ZM16 201H17V200H16ZM131 201H132V200H131ZM146 201H147V200H146ZM170 201H171V200H170ZM207 201H208V200H207ZM207 201H206V202H207ZM253 201H254V200H253ZM150 202H151V201H150ZM189 202H190V201H189ZM211 202H212V201H211ZM223 202H225L224 199H223L222 203H223ZM228 202H229V201H228ZM238 202H239V200H238ZM240 202H241V201H240ZM245 202H247V201H245ZM245 202H244V203H245ZM7 203H8V201H7ZM19 203H20V202H18L17 204H19ZM23 203H25V200L23 201ZM23 203H22V204H23ZM26 203H25V204H26ZM49 203H50V200H49ZM126 203H127V202H126ZM128 203H129V202H128ZM139 203H140V202H139ZM190 203H191V202H190ZM231 203H233V202H231ZM241 203H242V202H241ZM248 203H249V202H248ZM11 204H10V205H11ZM153 204H154V203H153ZM168 204H169V203H168ZM193 204H194V202H193ZM223 204H224V203H223ZM229 204H230V203H229ZM13 205L16 206V205H15V202H14ZM23 205H24V204H23ZM28 205H27V206H28ZM44 205H45V204H44ZM88 205H89V203H88ZM109 205H110V204H109ZM109 205H108V206H109ZM130 205L132 206V204H130ZM160 205H161V204H160ZM162 205H163V204H162ZM169 205H170V204H169ZM171 205H172V204H171ZM206 205H207V204H206ZM225 205H226V204H225ZM241 205H242V204H241ZM245 205H246V204H245ZM250 205H252V204H250ZM255 205H256V204H255ZM7 206H8V204H7ZM21 206H22V205H21ZM51 206H52V205H51ZM57 206H58V205H57ZM89 206H90V205H89ZM125 206H126V205H125ZM134 206H135V205H134ZM175 206H176V205H175ZM181 206H182V205H181ZM189 206H190V205H189ZM192 206H193V205H192ZM195 206H196V205H195ZM200 206H201V205H200ZM207 206H208V205H207ZM210 206H211V205H210ZM214 206H215V205H214ZM219 206H221V205H219ZM219 206H218V207H219ZM246 206H247V205H246ZM17 207L19 208V206H17ZM24 207H25V205H24ZM30 207H31V206H30ZM55 207H56V206H55ZM55 207H54V208H55ZM109 207H110V206H109ZM111 207H112V206H111ZM159 207H160V206H159ZM169 207H171V206H169ZM173 207H174V206H173ZM198 207H199V206H198ZM198 207H197V208H198ZM229 207H230V206H229ZM237 207H238V206H237ZM243 207H245V206H243ZM1 208H2V207H1ZM1 208H0V210H1ZM6 208H7V207H6ZM8 208H9V207H8ZM26 208H27V207H26ZM49 208H50V207H49ZM49 208L47 207V209H49ZM69 208H70V207H69ZM86 208H87V207H86ZM93 208H94V207H93ZM93 208H92V209H93ZM100 208H101V207H100ZM100 208H99V209H100ZM107 208H108V207H107ZM120 208H119V209H120ZM129 208H130V207H129ZM157 208H158V207H157ZM166 208H168V207L166 206ZM190 208H191V207H190ZM194 208H195V207H194ZM197 208H196V209H197ZM199 208H200V207H199ZM206 208H207V207H206ZM211 208H212V207H211ZM230 208H231V207H230ZM248 208H250V207L248 206L247 209H248ZM13 209H14V208H13ZM20 209H21V208H20ZM50 209H51V208H50ZM52 209H53V208H52ZM81 209H82V208H81ZM95 209H98V208H95ZM108 209H109V208H108ZM121 209H122V208H121ZM121 209H120V210H121ZM134 209H135V208H134ZM153 209H154V208H153ZM163 209H165V208H163ZM171 209H172V208H168V210H171ZM178 209H179V208H178ZM208 209H209V208H208ZM214 209H215V208H214ZM247 209H246V210H247ZM251 209H252V208H251ZM24 210H25V208H23V210H22L23 213H24ZM53 210H54V209H53ZM53 210H52V211H53ZM84 210H85V208H84ZM101 210H102V209H101ZM160 210H162V209H160ZM160 210H158V211H160ZM166 210H167V209H166ZM191 210H192V209H191ZM198 210H199V209H198ZM222 210H223V209H222ZM224 210H225V209H224ZM228 210H229V209H228ZM237 210H238V209H237ZM262 210H263V209H262ZM3 211H4V210H2L1 212H3ZM12 211H13V210H12ZM20 211H21V210H20ZM33 211H34V210H33ZM47 211H48V210H47ZM72 211H73V210H72ZM79 211H80V210H79ZM82 211H83V210H82ZM109 211H112V210L110 209ZM133 211H134V210H133ZM158 211H157L156 214L154 215V218H159V217H161L162 215L165 216V214L160 213V212H158ZM192 211H193V210H192ZM7 212H8V211H7ZM7 212L0 213V226H3L4 223H6V219L8 218L7 215L9 214V213H7ZM26 212H27V211H26ZM28 212H29V210H28ZM53 212H54V211H53ZM149 212H150V211H149ZM162 212H165V210L162 211ZM167 212H168V211H166L165 213H167ZM180 212H181V211H180ZM180 212H179V213H180ZM187 212H189V211H187ZM193 212H194V211H193ZM205 212H207V211H204V213H205ZM211 212H212V211H211ZM17 213H18V212H17ZM20 213H21V212H20ZM20 213H19V214H20ZM32 213H33V212H32ZM34 213H35V212H34ZM34 213H33V214H34ZM74 213H75V212H74ZM104 213H105V212H104ZM107 213H108V212H107ZM109 213H110V212H109ZM150 213H151V212H150ZM171 213H172V212H171ZM176 213H177V212H176ZM190 213H192V212L190 211ZM197 213H199V212H197ZM197 213H196V215H197ZM208 213H209V212H208ZM222 213H223V212H222ZM231 213H232V212H231ZM244 213H245V212H244ZM21 214H22V213H21ZM45 214H47V213L45 212ZM69 214H71V213H69ZM77 214H80V213L78 212ZM81 214H82V213H81ZM121 214H122V213H121ZM132 214H133V213H132ZM161 214H162V215H161ZM188 214H189V213H188ZM193 214H195V213H193ZM193 214H190L189 216L191 217ZM245 214H246V216H247V213H245ZM257 214H258V213H257ZM261 214H262V213H261ZM16 215H18V214H16ZM24 215H25V214H24ZM29 215H30V214H29ZM34 215H35V214H34ZM38 215H40V214H37V213H36V216H38ZM43 215H44V214H43ZM67 215H68V214H67ZM105 215H106V214H105ZM108 215H109V214H108ZM115 215H116V214H115ZM130 215H131V214H130ZM130 215H129V216H130ZM198 215H199V214H198ZM204 215H205V214H204ZM208 215H209V214H208ZM231 215H232V214H231ZM231 215H230V216H231ZM20 216H21V215H20ZM44 216H45V215H44ZM46 216H47V215H46ZM46 216L43 217V218L46 219ZM54 216H55V214H54ZM70 216H71V215H70ZM119 216H121V215H119ZM133 216H134V215H133ZM168 216H169V214L167 215V217H168ZM178 216H179V215H178ZM182 216H183V215H182ZM211 216H212V215H211ZM238 216H239V215H238ZM243 216H244V215H243ZM243 216H242V217H243ZM29 217H30V216H29ZM31 217H32V216H31ZM58 217H60V216H58ZM114 217H115V216H114ZM123 217H124V216H123ZM137 217H139V213H138V216H137ZM141 217H142V216H141ZM162 217H163V216H162ZM194 217H195V215H194ZM196 217H197V216H196ZM220 217H221V216H220ZM235 217H236V216H235ZM261 217H262V216H261ZM263 217H264V216H263ZM9 218H10V217H9ZM34 218H36V217H34ZM34 218H33V219H34ZM38 218H40V216L37 217V220H38ZM47 218H48V216H47ZM49 218H51V217H49ZM62 218H63V217H62ZM65 218L68 219V217H65V216H64V219H65ZM168 218H172V217H168ZM31 219H32V218H31ZM41 219H42V218H41ZM58 219H59V218H58ZM58 219H57V220H58ZM133 219H134V218H133ZM145 219H146V217H145V218H138V220L140 221V223L145 222ZM184 219H185V218H184ZM188 219H189V218H188ZM202 219H203V218H202ZM226 219H227V218H226ZM238 219H239V218H238ZM8 220H9V219H8ZM10 220H11V219H10ZM47 220H48V219H47ZM125 220H126V219H125ZM130 220H131V219H130ZM175 220H176V218H175ZM200 220H201V219H200ZM204 220H205V219H204ZM211 220H213V219H211ZM220 220H221V219H220ZM228 220H229V219H228ZM11 221H12V220H11ZM14 221H15V220H14ZM40 221H41V220H40ZM45 221H46V220H45ZM49 221H50V220H49ZM52 221H53V220H52ZM61 221H63V220H61ZM68 221H69V219H68ZM134 221H135V219H134ZM169 221H170V220H169ZM252 221H253V220H252ZM262 221H263V219H262ZM29 222L32 223L30 220H29ZM70 222H72V220H70ZM205 222H206V221H205ZM209 222H210V221H209ZM216 222H217V221H216ZM221 222H222V221H221ZM224 222H225V221H224ZM227 222H228V221H227ZM249 222H251V221H249ZM254 222H255V221H254ZM257 222H258V221H257ZM8 223H10V222L7 221V224H6V225H9ZM13 223H14V222H13ZM13 223H12V225H13ZM37 223H39V222H37ZM52 223H53V222H52ZM58 223H60V222H58ZM66 223H67V222H66ZM66 223H64V224H66ZM136 223H137V222H136ZM158 223H159V222H158ZM160 223H161V222H160ZM197 223H198V222H196V224H197ZM235 223H236V221H235ZM262 223H264V221H263ZM32 224H34V222H33ZM69 224H71V223H69ZM133 224H134V223H133ZM145 224H146V223H145ZM201 224H202V223H201ZM201 224H200V225H201ZM221 224H222V223H220V225L217 226L218 223H214V224H213V227H215V228H219L220 226H222ZM224 224H225V223H224ZM241 224H242V223H241ZM6 225H5V227H6ZM12 225H11V226H12ZM14 225L16 226V223H15ZM14 225H13V226H14ZM57 225H58V224H56V226H54V227L57 228V227H58ZM61 225H62V224H61ZM139 225H140V224H139ZM200 225H199V226H200ZM205 225H206V224H205ZM230 225H231V224H230ZM243 225H244V224H243ZM245 225H246V224H245ZM15 226H14V227H15ZM17 226H18V225H17ZM17 226H16V227H17ZM20 226H21V225H20ZM22 226H25V224H22ZM52 226H53V225H51V227H52ZM72 226H74V225H72ZM150 226H151V225H150ZM195 226H196V225H195ZM239 226H240V225H239ZM241 226H242V225H241ZM249 226H250V225H249ZM257 226H258V224H257ZM66 227H67V226H66ZM131 227H132V226H131ZM170 227H171V226H170ZM209 227H210V226H209ZM251 227H252V226H251ZM258 227H261V228L264 229V225H263V226H258ZM258 227H256V228L258 229ZM19 228H20V227H19ZM23 228H24V227H22V229H23ZM68 228H70V227H68ZM68 228H67V229H68ZM127 228H128V227H127ZM157 228H158V227H157ZM160 228H161V227H160ZM165 228H166V227H165ZM167 228H168V227H167ZM198 228H199V227H198ZM226 228H227V227H226ZM230 228H231V226L229 227V229H230ZM241 228H242V227H241ZM29 229H30V228H29ZM34 229H35V228H34ZM47 229H48V228H47ZM49 229H50V228H49ZM151 229H152V228H151ZM155 229H156V228H155ZM178 229H181V228H178ZM203 229H204V228H203ZM203 229L201 228V230H203ZM211 229H212V228H211ZM227 229H228V228H227ZM8 230H10V229H8ZM26 230H27V228H26ZM35 230H36V229H35ZM35 230H34V232H36ZM40 230H41V229H40ZM53 230H54V229H53ZM65 230H66V229H65ZM125 230H126V229H125ZM175 230H176V228H175ZM222 230H223V229H222ZM32 231H33V230H32ZM32 231H31V232H32ZM45 231H46V230H45ZM48 231H50V230H48ZM68 231H71V230H68ZM172 231H173V230H172ZM240 231H241V229H240ZM244 231H245V230H244ZM262 231H264V230H262ZM28 232H29V231H28ZM42 232H43V231H42ZM50 232H52V231H50ZM165 232H167V230H166ZM176 232H177V231H176ZM197 232H200V231H197ZM206 232H207V231H206ZM230 232H231V230H230ZM236 232H237V231H236ZM247 232H249V231H247ZM36 233H37V232H36ZM44 233H46V232H44ZM54 233H55V232H54ZM54 233H53V234H54ZM200 233H201V232H200ZM210 233L212 234V233H214V232H210ZM241 233H242V232H241ZM244 233H245V232H244ZM250 233H251V232H250ZM252 233H253V232H252ZM262 233H263V232H262ZM46 234H47V233H46ZM55 234H56V233H55ZM101 234H102V233H101ZM175 234H176V233H175ZM229 234H230V233H229ZM234 234H235V233H234ZM51 235H52V234H51ZM63 235H64V234H63ZM172 235H173V234H172ZM208 235H209V233H208ZM220 235L222 236L223 234H220ZM250 235H251V234H250ZM43 236H44V235H43ZM49 236H50V235H49ZM57 236H58V235H57ZM174 236H175V235H174ZM174 236H173V238H174ZM214 236H217V235L215 234ZM232 236H233V235H232ZM235 236L240 237L241 234H236ZM248 236H249V235H248ZM257 236H258V234H257ZM47 237H48V235H47ZM60 237H62V236H59V238H60ZM177 237H178V236H177ZM201 237H202V235L198 236V238H201ZM209 237H210V236H209ZM228 237H229V235H228ZM228 237H227V238H228ZM171 238H172V237H171ZM175 238H176V237H175ZM206 238H207V237H206ZM206 238H205V239H206ZM241 238H242V237H241ZM261 238H262V237H261ZM56 239H57V238H56ZM209 239H210V238H209ZM220 239H221V237L219 238V240H220ZM242 239H243V238H242ZM242 239L236 241V246H237V248H240V242L243 241ZM244 239H245V238H244ZM246 239H248V238H246ZM249 239H250V238H249ZM252 239H253V238H252ZM176 240H177V239H176ZM187 240H188V239H186V241H187ZM190 240H191V239H190ZM259 240H260V238H259ZM212 241H213V240H212ZM256 241H257V240H256ZM190 242H191V241H190ZM245 242H246V241H245ZM251 242H252V241H251ZM260 242H261V241H260ZM160 243H161V242H160ZM182 243H185V242L182 241ZM211 243H212V242H211ZM221 244H222V243H221ZM244 244H245V243H244ZM157 245H158V244H157ZM170 245H171V244H170ZM179 245H180V244H179ZM181 245H182V244H181ZM217 245H218V244H217ZM226 245H227V244H226ZM234 245H235V244H234ZM253 245H254V244H253ZM152 246H153V245H152ZM184 246H185V245H184ZM187 246H188V245H187ZM193 246H194V245H193ZM208 246H209V245H208ZM148 247H149V246H148ZM199 247H200V246H199ZM219 247H220V246H219ZM252 247H253V246H252ZM159 248H160V247H159ZM163 248H165V247H163ZM180 248H181V247H179V249H180ZM182 248H184V247H182ZM241 248L245 249L244 247H241ZM241 248H240V249H241ZM165 249H166V248H165ZM220 249H221V247H220ZM235 249H236V248H235ZM160 250H161V249H160ZM182 250H183V249H182ZM232 250H233V249H232ZM245 250H246V249H245ZM150 251H151V250H150ZM174 251H175V250H174ZM243 251H244V250H243ZM133 252H134V251H133ZM216 252H217V251H216ZM216 252H215V253H216ZM245 252H247V250H246ZM262 252H263V251H262ZM145 253H146V252H145ZM156 253H157V252H156ZM159 253H160V252H159ZM197 253L199 254V252H197ZM197 253H196V254H197ZM213 253H214V252H213ZM218 253H219V252H218ZM228 253H229V252H227V254H228ZM254 253H255V252H254ZM167 254H168V253H167ZM191 254H192V253H191ZM184 255H185V254H184ZM213 255H214V254H213ZM249 255H250V254H249ZM261 256H264V255H261ZM135 257H136V255H135ZM135 257H134V258H135ZM164 257H165V256H164ZM174 257H175V255H174ZM180 257H181V256H180ZM180 257H179V259H180ZM182 257H183V256H182ZM233 257H234V256H233ZM257 257H258V256H257ZM134 258H133V259H134ZM169 258H170V256H169ZM204 258H206V257H204ZM212 258H213V257H212ZM212 258H211V260H213ZM229 258H230V257H229ZM240 258H241V257H240ZM255 258H256V257H255ZM158 259H160V258H158ZM177 259H178V258H177ZM198 259H199V260H198ZM202 259H203V258H202ZM141 260H142V259H141ZM146 260H147V259H146ZM169 260H170V259H169ZM182 260H183V259H181L180 261H182ZM204 260H205V259H204ZM226 260H227V259H226ZM241 260H243V259H241ZM247 260H248V259H247ZM250 260H251V259H250ZM220 261H222V260H220ZM224 261H225V260H224ZM224 261H223V263H224ZM243 261H244V260H243ZM98 262H99V261H98ZM100 262H101V261H100ZM100 262H99V263H100ZM103 262H105V261H103ZM113 262H114V261H113ZM144 262H145V261H144ZM204 262H205V261L200 260V258H197V255H195V257H190V258L187 257V258H185V259L183 260L182 264H206V263H204ZM238 262H239V261H238ZM248 262H249V261H248ZM258 262H259V261H258ZM105 263H106V262H105ZM110 263H111V262H110ZM155 263H156V262H155ZM225 263H226V262H225ZM225 263H224V264H225ZM101 264H103V263L101 262ZM106 264H107V263H106ZM122 264H125V263H122ZM126 264H128V263H126ZM146 264H147V263H146ZM172 264H173V263H172ZM178 264H179V263H178ZM228 264H229V263H228Z\"/></svg>","mask_w":264,"mask_h":264}]
</instances>
